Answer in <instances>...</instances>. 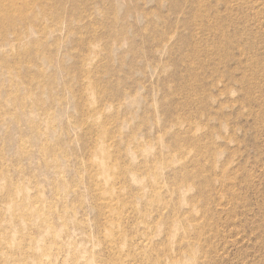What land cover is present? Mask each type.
<instances>
[{
	"label": "rangeland",
	"instance_id": "rangeland-1",
	"mask_svg": "<svg viewBox=\"0 0 264 264\" xmlns=\"http://www.w3.org/2000/svg\"><path fill=\"white\" fill-rule=\"evenodd\" d=\"M65 1L61 0L60 9L63 8V10H64L65 9L64 5H67L65 3H68L70 0H65ZM182 1L179 0V2H182L180 5L186 7L184 9V13L192 21V23H191L192 26L190 25V28H186V27L181 28V29L179 28V32L182 33V34L179 33V35H181V37L179 39V44H181V46H180L181 49L176 47L173 51H171L167 54H164V55L162 54V56H159L160 54L155 52V49H151V47H150L151 41L148 38V35L150 34V35H152L154 42L156 41V39L158 38V35H160L162 32V29H161V22L162 21L155 14H152L150 16L152 22L155 23L157 26L159 24L160 27L158 26L159 27L158 29H161V31L158 30V32H160V33H158L157 29H155V28H152V31H153L152 33L149 31L150 26L149 25L147 26V23H146L148 20H145V18L143 19L142 17H140L139 16L140 11H139V9L136 8L137 6H139L141 4L142 0H122V3L120 5V12L117 13V18H118L117 22H114L112 19L113 13L111 11L108 12V6H107V2L105 0L104 1H101V0H76V2L78 3V8H76V13L78 12V13L84 14V21H83L84 25L81 28L74 31L75 35L73 37H71V39L69 41H65V44H63L64 39H61L60 42L53 43L52 42L53 39L47 38V40H50L47 42V40L45 39L46 38L45 37L46 35H45L43 37L44 40H43V38L41 39L42 40L41 44H43L44 46L43 45L41 46V44L38 45V47L36 46L37 48L36 47L33 48L32 46L29 47L26 45L23 46V47H27V51L30 52V51L34 50L35 53L36 52L39 53L38 55H37V53L35 54L34 51L30 52V53L28 52V54H27V51L26 52H20V51H22V50H20L21 47L20 48L8 47V48H5V49L0 51V55H1L0 58L1 59L3 58L2 61H0V64L3 62L6 64L5 65L3 63L0 66L1 67L0 69H2L1 72L2 71L5 72V70L7 71V69H8L7 72H5V73L2 72L3 74H0V79L3 76V80H4L3 81L1 79V81H0V89H1V91H0V94H1L0 95V103H2L0 105L1 106L0 109L4 110V108H6V107H7V109H10V108L12 109L9 112L7 109H5L6 111H4V112H8L9 114L8 113L5 114L4 112L1 113V110H0V114H1L0 118H1V116L3 117V119L6 117V120L5 119L3 120L2 118H1L2 121L0 120V122H1L0 123V130H1L0 131V155H1L0 156V175H1L0 176L1 177L0 178V188H1L0 189V239H3V241L2 240L0 241L1 242L0 252H2V250H5L6 248H7V250H5V251H8V252L4 251L5 255L4 254L2 255V253H0V264H11V263L12 264H32L28 260L27 255L30 254V250L27 248L28 244H25V243L29 242L28 240H30L31 236L35 235V233L37 234L36 230L38 228L39 229H40V227L43 228L44 227L43 224H46L48 222L50 223L53 220H55L53 222L54 223L56 222L55 223L56 226L53 222H51L50 225L52 226L54 224L53 226L57 227V228H55L57 230H60L63 228L62 235L60 237H58L57 239L56 238L53 240L52 239L48 240V238L46 239V246L42 250L43 256L40 257L41 259L39 258V260H35L34 264H52L54 262L53 260L55 258H56L55 261H57L58 264H79V263L83 264V263H85V259L87 258L88 254H89V256L90 255L94 256L95 261L93 264H159V263L162 264L166 260L169 261L171 258H175V257H178L176 260H178L180 258L178 261V264H185V263L189 264L188 262H183V261H185L184 252L187 251V249L191 250L192 247L194 250L196 249V251H197V252L195 251L194 253H195V257L197 254V259H198L197 263L198 264H200V262H201V264H204V263H206V264H264V0H245V1L244 0L243 1H241V0H197L196 2L194 0L193 3H192V0H185V1L182 0ZM62 2H63V4H62ZM162 2H163L162 7H161L162 10H165L166 8H168L170 6V3H169L170 0H169V2H168V0H166V1L164 0ZM167 3H169V4H167ZM195 3L197 5H195ZM201 3L203 6L201 5ZM241 3H242V5H241ZM103 4H104V6H103ZM193 4L195 5V8H196L195 13H196V10L198 12L196 14L194 13V11L192 9ZM17 5H19V6L21 5L20 1H18ZM61 5H62V8H61ZM93 5H94V7H93ZM151 5L154 6V0H151V2L144 3V5H143V3L141 4V6H144L147 9ZM198 5L200 6V10L202 11V13H201L202 16L204 15V13H205V15L207 13H210L209 18H208V22L213 23V20H214V23L219 28V30H217V31L220 32L222 34V36L218 35L217 33H214L213 30L204 29V26H202V24L199 22L201 15H200V10L197 9V7L199 8ZM226 5H227V7H229V5L233 6V7H231V6L229 7V9L232 10L230 13H227L224 11ZM51 6L53 7L54 5H51V4L48 5L49 10L51 9L50 8ZM69 6H70V4L66 6L67 7L66 9H68ZM99 7L101 9L98 10ZM53 8H55V6ZM53 8H52V10L56 9V8L55 9H53ZM92 8L94 9V11ZM201 8H203V10ZM212 8H215L216 11L218 9L223 10V11L218 10V11H221V15H222L220 17L221 20L218 19L219 21L218 20L215 21V19H217V18L213 19V16L211 15V13L213 11ZM208 9H209V12H207ZM35 10H36V8L34 9L33 12L36 13ZM58 10L59 9H56L55 11L60 12ZM101 11H103L104 14L101 15L100 14ZM50 12H51V10H50ZM92 12L97 13V14H92ZM110 13H112V14H110ZM16 14H18V13H16ZM124 14H127V17L122 18V15H124ZM197 14L200 17L199 16L197 17ZM94 15H95L97 20L95 19ZM105 15H106V17H105ZM101 16H102V18H104V20L101 19ZM107 16H108V20H107ZM186 16H184V17H186ZM15 17H17V16H15ZM15 17H14V19H15L14 21H16L15 25L13 24L14 26L13 25L11 26L10 31L12 30V28L13 29L15 28L18 30L22 28V26H21L22 23L19 22L20 21L19 16L17 17L18 18L17 20ZM222 17H223V19H222ZM152 18H155V19H152ZM94 19L97 22H95ZM100 21H102L103 23ZM109 21H111V23L112 22H114V23L111 24ZM16 23L18 25L21 24L20 25L21 27H18V25ZM77 24L81 25L82 22H78ZM15 26H17V27H15ZM140 26H142V27H140ZM144 26L148 28L147 30L149 32L145 29ZM180 27H182V26H180ZM201 28L203 30H201ZM121 29L124 31L122 33V35H121ZM154 29H155V31H154ZM190 29H192V32H193L192 38H191V34L189 33ZM118 30H119V33H118ZM141 30L146 31L147 34L146 33L145 34L147 36L145 34H143L144 32ZM4 31H6V29L0 31V34L3 35L4 33H6L7 38H9V36H11L9 38V39H11L12 35H9V34H12V33H10L9 30H7L9 32V34H7L8 33L7 31L6 32H4ZM113 31L115 33H117L118 35L120 34L119 37L118 36L115 37ZM134 34H137L139 37L137 35H134ZM124 35H125V37H124ZM144 35H145V37H144ZM120 37H122V38L124 37L125 38L124 41L121 40ZM78 38L80 39V41L78 40ZM176 38H178V36L175 37V39ZM173 39H171L172 40L171 43H173V41L175 40V39L174 40ZM25 40H28V39H25ZM176 40L174 41V43L176 42ZM29 41L30 40H28V42ZM61 42H63V43H61ZM188 42H190V43L188 44ZM227 42H229V43H227ZM23 43H26L28 45V43L26 41ZM45 43H47L48 45H49V43H51V44H50V46H48L47 44L45 45ZM60 43H61V46H60ZM56 44H57V46H54ZM40 47L47 48L48 51L45 48L43 49V51L45 50L48 55L50 54V57L46 54L45 51L43 52L41 50L42 48H40ZM49 47H50V49H49ZM58 47L61 50L60 49L57 50ZM6 50H8V52ZM14 50H16V52ZM39 50L41 52H39ZM53 50L55 53L53 52ZM63 50L65 51L66 54L63 52ZM110 50H112V51H110ZM2 51L4 52L3 54H2ZM60 51L62 52V55H61ZM11 52L13 53V56H14V54L16 55V56H14V59L10 58V57H13L11 55L12 54ZM8 53L10 54V56ZM155 53H157L158 56H156ZM7 54H8V56H7ZM17 54L18 55L20 54L22 56L17 57ZM23 54L26 56H24ZM30 54L32 55V57L30 56ZM56 54H57V56H56ZM58 54L61 56H59ZM41 55L43 57H40V59H39V57L38 58L36 57V56H41ZM44 55L48 59L51 58L52 60H54L55 63L58 60L59 62L58 61L57 62L59 64L56 63L55 67L54 66L49 67L47 65L46 67L48 69L44 68L43 66H45L47 63L46 62L47 59H45ZM152 55H153V57H152ZM29 56L32 59H30ZM5 57H6V59L9 57V60L8 59H7L8 61L6 59L4 60ZM59 57H61V58L63 57L64 60L61 58L59 60ZM20 58H22V59H20ZM35 58H37L39 60H37ZM41 58H43V59H41ZM151 58H153V60ZM10 59H12L14 62L10 61ZM29 59H30V61H29ZM15 60H17V61L15 62ZM40 60H41V63H40ZM5 61H7V62H5ZM42 61H44V62L42 63ZM37 62L39 63L38 65H40V64L43 65V66L42 65L41 66H42V69L43 68L46 69V70H44L45 72H43V70L40 68V66L37 65ZM90 62H92L93 64ZM144 62L146 63V65L149 62L152 63V65L154 63L155 67L156 66L157 67L154 68V71L150 67L147 69V68H145L146 65H145V67H144V65H142V64H145ZM60 63H61V65H60ZM9 64H11V65L8 66ZM16 64H17V66H16ZM25 64L28 65V67L25 66ZM90 64H92V65H90ZM12 65L15 66L14 67L15 69L13 67H11ZM57 65H59L60 68L57 67ZM66 65H68V66L65 68ZM163 65L165 68L163 67ZM190 65H191V67L192 66L193 67L191 68V70H187V66H190ZM2 66L4 67V69L2 68ZM24 66L27 68V70L25 68L26 71L24 70ZM160 66H162V67H160ZM37 67H39L40 69ZM138 67H142V69H146V70H144V71L140 70L141 68H138ZM216 67H217V69H216ZM28 68H29V70H28ZM162 68L166 72V75L167 76L169 75L168 77L166 75L162 74L164 72V71H160V70H162ZM223 68L229 72L231 71L230 73H233V75H234V76H232L233 79H230L231 83L225 82L227 80V78H226L227 73H229V72H226ZM19 69L21 72L19 74L21 75L22 78L18 74ZM38 69L40 71H38ZM52 69L55 70L56 72L55 71L53 72ZM66 69H68V70H66ZM193 69H195L196 71ZM213 69H216V71H220V72H218V73L214 72ZM9 70H11V71L14 70L12 72L15 75L12 76L13 73H11V74L9 73L10 75H8V77L11 81L8 82V84H6V81L9 80L7 78L6 73L10 72ZM15 70H16V72H15ZM35 70H36V72L37 71L38 72L36 73ZM51 70H52L53 74H52ZM87 70H89V71H87ZM90 70H92V71H90ZM28 71L29 72L31 71V72L29 73ZM47 71H49L52 74V76ZM34 72L36 74H39V75L36 76L34 74ZM88 72H91L92 74L88 73ZM223 72H225V73H223ZM31 73L34 74L33 76L35 79L33 78V76L30 75ZM45 73H46V76H45ZM54 73L56 75H54ZM146 73H148V74H146ZM241 73H242L241 77H242L243 81H241L242 79L239 76V75H241ZM40 74H43V76ZM48 74H50V75H48ZM173 74H175L174 77L178 76V74H181V75H179L177 77V81H176V78L172 77ZM16 75H17V77H20V78L17 79V77H14ZM47 75L49 76V78L51 76L52 81L49 78H46L47 81L49 80V83H47L48 85L45 83V84H43L45 86H43L42 83L40 82V80L42 79L41 81H44V77H48ZM38 76L40 77V79L38 78ZM27 77H30V78H27ZM53 77H54V79H52ZM180 77H181V79H180ZM237 78H240V80ZM13 79H17L19 85L16 82V80L14 81ZM21 79H24L25 81L22 80V82H21L20 81ZM53 80L55 83L53 82ZM2 81L5 82L6 85L3 84ZM12 81L14 82V84ZM32 81H36V82L32 83ZM37 81L39 84L37 83ZM47 81H44V82H47ZM1 82H2V84H1ZM27 82H29L30 84H28ZM241 82H243L242 85H240ZM52 83H54V84H52ZM40 84L44 88L42 86H40ZM13 85H14V87H13ZM15 85L16 86L18 85V87H20V88L18 89V87H16ZM36 85H39V86H36ZM46 85H47V87H46ZM237 85H239L240 88L236 87ZM48 86H52V87L48 88ZM6 87H7V89H6ZM10 87H12L13 91L10 90L11 89ZM39 87H41V89ZM36 88H39L40 90H38ZM170 88H171V90H170ZM22 90H24V91H22ZM32 90H33V92H32ZM123 90H125V91H123ZM40 91H41V93H40ZM126 91L128 93L131 92V95L134 94V96L136 94L135 97L137 99L135 98L136 100L134 101V103L132 102L133 104L132 103L130 104V102H129V104L131 106L128 104L127 99H125V101L122 103L120 102V100L123 98L122 97L123 94L125 95ZM17 92L18 93L21 92V93H19L20 95H18ZM22 92H25L24 94H28V95L30 92H31V94L33 93L32 95H34L36 93L35 94L36 97L33 96V98L35 97L34 98L35 101H34V99H31L32 98L31 94L29 95L31 98L29 96L28 97L31 100H33L34 102L31 100H28L29 99L28 97H25V98L20 97V98H24V99H20L18 96H22V94H23ZM5 93L6 94L8 93V94L5 95ZM11 94H12V96H11ZM24 94H23V96H24ZM16 95H18V96H16ZM13 96H16V97H13ZM67 96H68V98H66ZM119 96H121V97H119ZM14 98L16 100H14ZM5 99L8 101V103H12L13 105L15 104V106H10V104H6V105L4 104V106H3V103L7 102ZM9 99H11L12 101L11 100L9 101ZM17 99H19V100H17ZM2 100H4V101H2ZM27 100H28V102H27ZM13 101H15V102L13 103ZM20 101H22V102L24 101L23 105L28 103L27 107H26V105H24L25 109H28L29 103L31 106H32V103H35L36 105L38 103L40 104V105L38 104V107L37 106L35 107L34 104H33V107H31V108H36L35 109L36 115H35V118L32 119L28 123L27 122H21V123L19 122V124L14 123L15 117H13V116H14V113L17 112V109H18V108H16V107H18L16 105V102H17V104H19V103H21ZM109 102H111L113 104L116 103V106H115V104L113 105V104H110ZM118 102H120L121 104ZM118 104H120V105H118ZM217 106L219 107V109H217L218 108ZM31 108H29V109H31ZM221 108H222V110H220ZM14 109H16V112ZM37 109H38V112H37ZM155 109H156L157 114L155 112ZM214 109H217L220 113H223V112L226 113L224 117H220V121H219V117L216 118V119H218V120H216V119H213L208 114L209 111L210 112L215 111ZM12 111H13V114H10V112L12 113ZM99 111H100V113L97 114ZM102 111H104V114ZM221 111H223V112H221ZM59 113H61L62 117L60 116ZM2 114L7 115L9 117V119L11 118L9 115H12V118L10 119L12 121L9 122L10 120L8 121V119H7L8 117L5 115H2ZM95 114H97V115H95ZM54 115H55V117H54ZM99 115H101V116L99 117ZM155 116H157L158 119ZM56 117H58V118H56ZM52 118H54V119H52ZM163 118H165L164 121H163ZM166 118L168 119L169 123L172 120L173 121L176 120L175 122L178 121V123H179L181 121V119H182V121H181L182 123H180V124H183V122H184V126L183 125L181 126L184 129V131H183V129H181L179 127V133H181V131H182V133H184V134L181 133L182 135L180 134L179 135L180 137L178 136V138L176 139V142L178 143V145L176 142L169 144V145L168 144L166 145V141L163 143L164 138H166L165 136L170 134V133L169 134L166 133L167 135H165V133H164L165 130H163L161 128V125L163 126L166 124V126H168L169 123H168V121H166L167 120ZM221 118H223L224 120H222ZM35 119H36V123H35ZM177 119H179V120H177ZM52 120L55 121V123ZM127 120H128V122L130 120L129 125H128ZM138 120L139 121L141 120V121L139 122ZM148 120H149V123L147 122ZM221 120H222V122H221ZM5 121L7 124V125L5 124L6 127L3 126ZM50 121H52V123ZM157 121H158V123H157ZM160 121H161V124H160ZM2 122H4V123L2 124ZM7 122H9V123H7ZM124 122L127 125L124 124ZM154 122L157 124H154ZM10 123H12V124H10ZM195 123L196 124L199 123V124L196 125ZM29 124H31V125H29ZM32 124H33V126H32ZM36 124L39 128L38 130L40 131V132L38 131L39 134L36 131L37 130ZM189 124H191V125H189ZM16 125H20V126H16ZM187 125L189 126V128ZM1 126H3V127H1ZM7 126H8V129H7ZM23 126H25V127H23ZM92 126H94V128ZM151 126H154V128ZM185 126L189 130H187L185 128ZM190 126H191V129H190ZM195 126H197L198 129L202 128V129H200L201 131L200 130L196 131L197 127H195ZM91 127H92V129H91ZM205 127H206V129H203ZM1 128L3 129V131ZM82 128L84 131L82 130ZM208 128H210V129H208ZM5 129H7V131ZM19 129H21V130H19ZM27 129H28V131H27ZM161 129L163 130V132ZM191 130H193V131H191ZM208 131H210V132H208ZM185 132H187V133H185ZM5 133H7V134H5ZM188 133H189V135H188ZM194 133H196L197 135ZM199 133H200V136H199ZM212 133H213V135H212ZM33 134H34V136H33ZM215 134L216 135L219 134L218 135L219 137L216 136ZM158 135L161 137H157ZM162 135L164 138L162 137ZM203 135L207 138H204ZM197 136H199V138ZM190 137H191V139H190ZM41 138L43 139V141ZM156 138L159 140H160V138L162 139V145L159 144V143H161V140L159 142V140H157ZM179 138L181 141L179 140ZM192 138L195 140L192 141ZM208 138H209V141H207ZM189 139H190V141H189ZM201 139H202V142H201ZM68 140L71 142H69ZM185 140L189 141V142L186 143ZM184 141H185V144H187L186 147H185V145H183ZM216 141L218 142V144ZM99 142L102 143L103 147L106 146L104 148H107V150L105 149L106 150L105 153L106 152L108 153V155L106 153L107 158L109 157V160H107L109 162V163L107 162L109 165L108 164L107 165H108V167H110V169L109 168H107V169H109V171H112V172L110 173L106 169V172L107 173L109 172L108 173L109 175L108 174H105V175L106 176L108 175L109 177H111V179L108 177H106V179H105V175H103V177H99L100 176L99 174H101V176H102V173H103L102 168L100 167L101 166L100 164H99L100 166H97L98 164H96L95 162H98V161L93 156L94 151H95L97 145L99 144ZM149 142L152 143V144H150L151 145L150 149L153 150L152 151L153 153L150 151L149 147H148L149 150L147 149L148 152H146L143 149V147H147V145L150 146L148 144ZM214 142H216V143H214ZM43 143H44V145H43ZM46 143H48V145H46ZM153 143H155V144H153ZM197 143L199 146L197 145ZM41 144H42V146H46V148L42 147L44 150L39 148V147H41ZM145 144H147V145H145ZM192 144L194 146L196 145V148ZM10 145H11V147H10ZM36 145L39 146L38 148L40 151H42L43 154H41V152L37 149ZM51 145H54L55 149H53V146H51ZM152 145H154V146L157 145L158 147L156 146L155 148H153L154 146L152 147ZM181 145H182V149H179V148H181ZM208 145H209V147H208ZM47 146H49V147H47ZM161 146H162V149H161ZM167 146H169V147H167ZM178 146H179V148H178ZM188 146H190V147H188ZM211 146H212V148L213 147L214 148L212 149ZM219 146H221L220 149H219ZM198 147H199V150H197ZM47 148H50V149H47ZM61 148L64 149L65 153L61 154V152L63 151V149H61ZM183 148H184V150H183ZM192 148H193V150H192ZM216 148H218L219 150L222 149L223 151L221 152ZM56 149H57V151H55ZM157 149H160L162 151L164 149L166 151L172 150V151H169V153L165 154L167 156L171 152L172 153L170 154L169 157H166L163 154L166 151L162 152V151L157 150ZM189 149H191L192 151ZM200 149H202V150H200ZM211 149L213 152H211ZM24 150L25 151L27 150V151H26V153L24 152V154H23L22 152ZM46 150H50V152H48ZM51 150H54V151H51ZM59 150H60V152H59ZM175 150L179 151V152H176ZM194 150H195L196 154H195ZM215 150H217V152ZM127 151L129 152L128 155H130L133 152L137 155L136 158H134L135 154L130 155V156H133L132 159L134 158L135 162L130 161L132 159L128 158L129 156L126 155L128 153ZM131 151H133V152H131ZM157 151L162 152V155L158 152L159 153V156H158ZM180 151H181V153H180ZM27 152H28V154H27ZM29 152L31 154L30 155L31 157H28V159H27V156H29ZM46 152H48L49 155ZM52 152H53V154L50 155V153H52ZM56 152L58 155L56 154ZM188 152H191V154ZM202 152H204V153H202ZM44 153H46V154H44ZM155 153H157V154H155ZM183 153H185V157H187L188 159H186L184 157ZM186 153H188L190 155H188ZM219 153L220 154L222 153V154L220 155ZM151 154L152 155L154 154V155L152 156ZM176 154H178V157H176L177 156ZM180 154H181V156H179ZM216 154H219V156H217ZM33 155L36 157L34 158ZM55 155H56V157L59 156V157H57V159L59 158V160H56V158L54 157ZM60 155H62V156H60ZM215 155L217 157H219V159ZM67 156L69 157V159ZM149 156H151L152 159L149 158ZM172 156H173L172 159H175V162L177 163V165L171 159ZM182 156H183V159H181ZM192 156H193V158H192ZM52 157L55 159H53ZM61 157H62V159H61L62 162L59 163L58 161H60ZM154 157H155V159H154ZM160 157H161V159L163 158V160H165L164 163L167 162V163H165L166 165L162 162V160H161L162 163L158 164ZM230 157H233V160ZM146 158H149L150 162L153 163V165L151 163H148L152 167L150 165L147 166V162L144 161V159H146ZM213 158H217V159H213ZM229 158L233 162L230 161ZM31 159H34V160L32 161ZM93 159H95V162L93 161ZM141 159H142V161H140ZM170 159L172 160L171 163H170V161H171ZM209 159H211V160H209ZM235 159H236V161H234ZM54 160H56V162ZM127 160H129V162H132V164L134 163L135 165L134 164L132 165ZM147 160L148 159H146V161ZM149 160H148V162H149ZM177 160H179V161H177ZM213 160H215V161L217 160V162H215ZM228 160H229V163H228ZM187 161H189V162H187ZM197 161H199V162H197ZM29 162H31V163L34 162V163L31 164ZM43 162L44 163L48 162L47 164L49 166L46 163H45L46 165H44ZM54 162L56 164H58V163L60 164V165L58 164L60 167L58 165L56 166V167H59L60 169H61L62 165L64 166V167H62V170H64V173H63V171H61V174H59L60 173L58 170L59 168L55 167L56 164L54 165ZM67 162H69V163H67ZM138 162H139V164H138ZM184 162H186V164ZM154 163L156 164L155 166H157V168L154 167ZM159 163H160V161H159ZM197 163H199L201 167L198 166L199 164L197 165ZM230 163H232V165H227ZM42 164H43V166H41ZM124 164H126V165L128 164V166L132 165L134 168V170H133L134 172L136 170L135 167L140 168V169L142 168V170H139V172L138 171L135 172V174L137 176V181L141 182L142 185L140 183L138 184V182H132V181L130 182L129 179H127L128 174L126 175V173L129 170H128L127 166ZM137 164L138 165L142 164V165H140L138 167ZM162 164L164 166H162ZM167 164L170 166V168H169V166L167 167ZM192 164H194L195 166ZM160 165H161V167H160ZM178 165L183 170V171L181 170L179 172L180 174L179 173L176 174L174 172L175 170L177 171L179 169ZM183 165H185V166H183ZM132 166L129 168L131 171L133 169ZM196 166H198V168ZM68 167H69V170H68ZM124 167H126V169L128 170L127 172H126ZM162 167H164V168H162ZM184 167H185V169H184ZM186 167H189V168H186ZM203 167H205V168H203ZM168 168L170 169V171H172L171 173L173 175L170 174V171H168L169 170ZM194 168H195V170H194ZM123 169H124V171H123ZM188 169H190V170H188ZM191 169H193V170L191 171ZM6 170H8V172ZM55 170H56L57 174L55 173ZM100 170L102 173L98 174V172H100ZM185 170H187V171H185ZM201 170H202V172H201ZM221 170H223V171H221ZM161 171H162V173H161ZM184 171L186 172V174ZM5 172L7 174H9V176L11 178L8 175H7V177L4 176L6 174ZM156 172H158V173H156ZM188 172H190V173H188ZM194 172L197 173L198 176ZM160 173L163 174V178H165V175H167L169 173L170 177L172 176V178H169V180L172 179L174 181V179H175V181L171 182V181L167 180V181H165L166 182V184H165L164 180H163V182L160 181L163 179L162 177L160 178V176H162ZM165 173H167V174H165ZM183 173L185 174V176H187L188 182L186 179H180L178 176H175V175L180 176ZM200 173L202 175H200ZM123 174H125L126 176H122ZM152 174L159 177V178L156 177L157 180L160 179V180H158L159 184L156 181L155 176L153 177ZM2 175L5 178V180H6V178H10V180L7 179L8 183H5V182H7V180L6 181L4 180V182H3L2 179H4V178H2ZM58 175H60V176H58ZM138 176H140L141 178ZM188 176H190V179ZM191 177H193L194 179ZM45 178L47 179L46 182H45ZM76 178H80V182H79V179L76 180ZM101 178L105 179V182ZM107 178H108V180H107ZM123 178H124V180H123ZM153 178H154V180H153ZM205 178H206V180H205ZM178 179L180 180L179 182H178ZM1 180H2V183L4 184V186H2ZM58 180H60L61 184H62V185L59 184L60 185V186L58 185L59 187H63V188H67V187L69 188L70 187V190L68 188L65 190H63L62 188H59V189H62V191H60L59 189L57 190L56 188L58 186L56 184H58ZM190 180H191L190 185L191 186L193 185L192 187L189 185ZM124 181H125V183H124ZM153 181H154L153 184H156V183L157 184L153 185L152 184ZM184 181L187 182V183H185L186 185H189L190 193L188 191L187 193L189 195L186 193L187 195L185 194V201L184 200L182 201V196H177L179 194L176 192V190H177L176 187L181 186L182 183L184 184ZM193 181H194V183H193ZM48 182H51L50 183L51 186L49 185ZM167 182H170V183H168L169 185L167 184ZM21 183L25 184L23 186H26V184L28 186V183H29V186H28L29 189H27V191L29 190L28 193H30V194L25 193L27 186L24 188L25 191L23 190V193H24L23 195H25L27 197V199H28V196L30 198V201L29 202L27 201L29 203V206H28V203L27 204L24 203V202H26L27 199H24L26 197L23 196L22 193L16 194V195L13 193V191H15V189L17 187L22 186ZM63 183L66 184L65 187H64ZM76 183H78V184L76 185ZM132 183H135V184H132ZM13 184H15V185H13ZM52 184H53V186L55 185V187H52ZM143 184H145L146 186ZM162 184H163V188L161 187ZM17 185H20V186H17ZM100 185H101V187H100ZM167 185H168V188L170 190H168V188L166 187ZM10 186L11 187L13 186V187L11 188ZM141 186L143 188H141ZM147 186H149V187H147ZM164 186L167 189L166 192H165L166 189L164 188ZM138 187H140L141 189ZM146 187H147L148 192L143 191V189L146 190ZM6 188H11V189H6ZM155 188H157V190L160 189L161 191L158 192ZM139 189L143 192L138 191ZM148 189H151L152 191H150ZM173 189H174V191H173ZM6 190L9 191V192H7V194H6ZM59 191H60V193H59ZM67 191H69V192L71 191V192L69 193ZM135 191H138V192H135ZM149 191L153 192V194L150 193ZM162 191H164V192H162ZM168 191H173L175 193L170 192L171 194H173L171 196ZM146 192L149 193V195L146 194ZM3 193L6 195V197ZM56 193L57 194L59 193L62 197H60L59 194L56 195ZM67 193H68V195H67ZM74 193H76V194H74ZM135 193H137V194H135ZM142 193H144L145 196H148V199H150V200H148L149 203L146 200L147 197H145L144 194H142ZM155 193L156 194L161 193L160 195H163V194L164 195L162 197L159 194L156 195L157 197L159 196L158 199H160V197H161V199L157 201V200H155L157 198L154 195ZM166 193H167V195H166ZM9 194H10L9 198L12 196L15 201L18 198L17 202L20 205L27 206V207L23 206V208H20L17 210V213L14 214V216H15L14 219H16L14 221H13V215L11 217L9 216L10 212L8 211V208H7L8 202H6L7 203L6 205H4L5 202H3L6 198L9 200V198L7 196ZM17 195H20V199H19V196H17ZM36 195H38V196H36ZM40 195L42 197H40ZM135 195H136V197H135ZM140 195H141V197H142V195L144 197L141 199L138 198V197H140ZM22 196H23V198H22ZM33 196H34V198H33ZM63 196H64V199H63ZM86 196H87V198H86ZM151 196H152V198H150ZM165 196L169 197V199L170 198L172 199L173 196L174 197L176 196L178 199L173 197L175 200L174 199H172V200L176 201L177 205L176 204L171 205L170 203H173V201L171 199L165 200L167 198ZM14 197H16V198H14ZM35 197L36 198L38 197L39 200H37ZM65 197H66V200H65ZM180 197H181V199H180ZM3 198H5V199H3ZM55 198L57 199V201L60 199V201L62 203H60V201L56 202ZM88 198H89V201H88ZM153 198H155L154 200L156 201L157 204L154 203ZM142 199L144 201L146 200L145 202H147V204H148V205L145 204L144 205L145 207L142 205L144 202ZM162 199L164 200L163 202L165 204V205L163 204V206H162V201H161ZM21 200L22 201L25 200V201H23V204H22V202H20ZM40 200L42 201V203L40 202ZM103 200H104V202H103ZM177 200L179 201V203ZM85 201L91 202L90 203L91 205H89V203L85 202ZM93 201H94V203H93ZM135 201H137V202H135ZM150 201H153V206L156 205L155 209L152 206L154 210L152 209V207L150 209V205L152 204V202L150 203ZM159 201H160V203H159ZM37 202H38V204L40 202L44 207H46V209L43 208L41 206V204L38 206ZM63 202H65V203L63 204ZM134 202L138 203V204H135ZM56 203H58V205ZM139 203H140V205H139ZM67 204H69V207L71 206L68 209L69 212H67L68 210H65L68 213L67 215H69L70 213L72 214V215H69V217L66 215V213H62V210H63V212H65L64 209L68 208ZM32 205H35L37 207H35V206L32 207ZM136 205H138V207H135ZM141 205L143 206L144 209L142 208ZM40 206L44 209V212H41V214L43 213L42 215H44V213H45V215L42 216L40 214L41 216H39V217H36L35 215H34L35 217L34 216L32 217L33 211H36L37 209H40L43 211V209ZM62 206H63V209L61 208ZM5 207L7 208V210L5 209ZM30 207H31V209H30ZM157 207L158 208L160 207V209H158ZM25 208H26V211H25ZM27 208H28V212H27ZM33 208H35V209H33ZM51 208H52V210H51ZM135 208H138V210H141V211L138 212V210ZM168 208H170V209H168ZM22 209H24V210H22ZM29 209L31 210L30 212H29ZM48 209L53 211L52 212L53 214L52 213L48 214V212H49ZM142 209L145 212L142 211ZM147 209L149 210V212ZM19 210H21L20 215L18 214ZM46 210H48V211H46ZM151 210L154 212H156V210H157V213L153 214L154 216H156V218L152 215L153 212ZM160 210L163 212H164V210L165 211L167 210L166 211L167 213L165 212L164 213L165 215H164V214H162L163 212H161ZM168 210H170V211H168ZM173 210H175V211L173 212ZM176 211H178V212H176ZM46 212H47V214H46ZM75 212H77V213H75ZM140 212H142L143 214H145V213L147 214V213L152 212V213H150L152 217L149 216L150 214H147V216H146V214L143 215ZM21 213L22 214L24 213V214L22 215ZM7 214H9L8 216L12 220L10 218H8ZM51 214L53 215V218H55V219L52 220ZM60 214H62V215H60ZM159 214H162V216L164 215V217L167 220L170 219L171 217L173 219H170L167 221V220H165L164 217L161 218V215H159ZM177 214H180V215L177 216ZM17 215H19L20 218L23 216H24V218H26L27 222L24 223V221H23L22 223L25 226L28 225L26 227L28 228V230H30L29 232L27 231V229L25 232H22L26 227L24 225H22L21 222H19V217ZM58 215H59V217H58ZM169 215H170V217H169ZM45 216L48 217V219ZM65 216H67L69 218V221H71V219L74 220L75 223L68 221L69 224H71V225L67 224V220H68L67 217H66L67 220L66 219L64 220V218H63ZM73 217H74V219H73ZM153 217H154V219H153ZM174 217L175 218L177 217L178 222H180L179 220L182 221V222H180V225H178L179 227H181V223L183 225L182 230H180L181 228L179 229V227H178V229L180 230L181 233L184 234V236L181 233L178 234V236H177L176 233L178 232V229H176L177 231L175 234H176V237L179 238V239L177 238V240H175L176 239V237H174L175 235L173 237L171 236L172 234L170 235V233L173 232V231H171V230H173V228L171 227L173 225L171 223H174L175 220L177 221V219H174ZM179 217H180V219H179ZM7 218L10 219L9 220L10 222L8 221ZM29 218H31V219L38 218V220L35 221V219H33L32 221H29L30 220ZM62 218H63V220H61ZM160 218L163 219V223L165 224L166 227L164 226L163 223L162 224L159 223L161 221V220H159ZM6 219L10 224H6V223H8V222H6ZM44 219H46L48 222L44 223L43 222ZM155 219L157 222L158 221L159 222L157 223L155 221ZM11 222H12V224H11ZM13 222H14V224H13ZM15 222H19L17 225H20V224L22 225V226L20 225L21 226L20 228H18L19 226H16L18 229L21 230V231L19 230L20 233H22V234H19L20 235L19 238L21 237L20 240H22V242L20 240L19 241L21 243H23V245H24V249L21 251L16 250L14 247H12L13 249L8 248L7 246L5 247L6 244L4 245L5 237H6V235H8L10 233L8 228L13 229L12 225H16ZM28 222L30 223V225ZM37 222L40 223L38 226L36 224ZM61 222H62L63 226L60 225ZM155 222H156V224H155ZM168 222H171V223H168ZM5 224L7 225V227L8 226L9 227L7 228ZM58 224H59V226H58ZM74 224H76V225L78 224L79 225V226L77 225L78 228H77V226L75 227ZM34 225H36L38 228ZM67 225L71 226V227H67ZM169 225L171 228L169 227ZM30 226H32V227H30ZM72 226H74V229L76 230L75 232L77 233V235H75V232H74V229H72ZM22 227H23V229H21ZM157 227L161 228V229L158 230ZM6 228H7V230H5ZM68 228L69 229L71 228L70 230L73 231L74 234L71 233V231ZM80 228H82V229L80 230ZM165 228H167V229H165ZM39 229H38V231H39ZM163 231H164V235H162ZM65 232H67V234L70 232L69 236H71V237L69 238ZM32 233H34V234H32ZM3 234H5V236H3ZM71 234H73V237L76 236L77 240H76V238H74V239L76 241H78L77 243L74 239H72ZM63 235L67 236V238H69V239H67L66 237L64 238ZM149 235H150V237H149ZM169 236H170V238H168ZM151 237H153V238H151ZM160 237L162 240L160 239ZM60 238H62L61 241L58 240ZM150 238L153 240H151ZM183 238H185L186 240ZM26 239H27V241L25 242ZM71 239L73 240V242ZM154 239H156L155 242H153ZM159 239H160V241H159ZM169 239H171L172 241ZM57 240L60 243L66 242L65 243L66 246L64 247L65 244H63V245L59 244V242ZM63 240L64 241L66 240V241L64 242ZM67 240H68V242L71 240L72 243L69 244L70 242L68 243ZM147 240H149L150 242L149 241L147 242ZM187 240L191 242L190 245H193L190 248H188L189 243H187L188 242ZM49 241H51L52 243L53 242L56 243L55 246L52 243H49ZM79 241H81V242L83 241L82 242L83 245ZM140 242L142 244H140ZM146 242L149 244V246H152V247L150 248L148 246V244H146L147 245L146 246L145 245ZM168 242H169V244H166ZM184 242H185V244L187 243L185 246H183ZM150 243H151V245H150ZM50 244H52V245H50ZM67 244H69V246ZM72 244H73V246L70 247V245H72ZM75 244H77V246L80 244V245H82V247L84 246L85 248L83 247V249H82L81 246H80V248L74 247ZM175 244L177 245L176 248H175ZM2 245H3L4 249H3ZM56 245H59V246L62 245V246H60V248H59V246H56ZM143 245H145L146 248ZM157 245L159 246V248L162 246V248H161L162 251L159 248L157 249V247H158ZM171 245H172L174 251L178 252V253L175 252L176 255L174 253L170 254L171 252L169 251V249H171V251L174 252ZM155 246H157V247L154 248ZM167 246L170 248L167 249ZM182 246L185 248H183ZM195 246H198V248H194ZM61 247H62V249H61ZM68 247H70L71 250ZM141 247H144V250H143V248L141 249ZM148 247H149V249H148ZM74 248H77V249H75L76 252L73 251ZM78 248H79V251L81 253L78 251ZM152 248H154V250L156 249L155 250L156 253H154V250ZM178 248H179V250H178ZM63 249L64 250L65 249L70 250L69 251L70 256L68 255L69 258L71 257L70 260L68 257L64 258V256H61L64 254ZM146 249H148V250H146ZM13 250H14V252H13ZM66 250H65V252H66ZM83 250L85 253L84 259H83ZM87 250H88V253H87ZM150 250H152V251H150ZM61 251H63V252H61ZM90 251H92V252L94 251L95 254L97 252L98 253L95 255L94 252L93 253L91 252V254H90ZM11 252L13 253V255ZM15 252H16V254H15ZM19 252H21L23 255ZM56 252H58V253H56ZM77 252H79L80 254L79 253L77 254ZM145 252H146V254H145ZM159 252H161V253L159 254ZM18 253L20 255H22L24 258L22 256L20 257V255ZM46 253H47V256L44 255ZM165 253H167V254L165 255ZM186 253L189 254L188 251ZM9 254L11 256H8ZM49 254H51L50 255L51 257L53 256V254H54V256L52 258L48 257ZM58 254H61V255H58ZM150 254H151V256H150ZM152 254L154 256L156 255L157 259L154 258V256ZM157 254L160 255L161 258H159V256ZM81 255H82V257H81ZM6 256H8L7 259H6ZM15 256L16 257L18 256V257L16 258ZM55 256H57V257L59 256V257L57 258ZM181 256H183V257H181ZM62 257L64 259H67V258L68 259L66 261H63L64 259ZM72 257L74 258V260L72 259ZM145 257H148V259ZM19 258H21V259H19ZM22 258L24 259V261ZM50 258H51V260H50ZM182 258H184V259L182 260ZM202 258L203 259L205 258V259L203 260ZM159 259H161L160 262H157V261H159ZM83 260H84V262H83ZM181 260H182V262H181ZM201 260H203V262ZM166 263H168V262L166 261L165 264Z\"/></svg>",
	"mask_w": 264,
	"mask_h": 264
},
{
	"label": "bare ground",
	"instance_id": "bare-ground-1",
	"mask_svg": "<svg viewBox=\"0 0 264 264\" xmlns=\"http://www.w3.org/2000/svg\"><path fill=\"white\" fill-rule=\"evenodd\" d=\"M18 1H20V3H21L20 6L17 5V4H18ZM63 1H65V0H63ZM101 1H104V0H101ZM105 1L107 2L108 12L111 11V12L113 13V17H112L113 21H114V22H117V20H118V18H117V13L120 12V5H121V3H122V0H105ZM162 1H164V0H154V6L151 5V6L147 9V8H145L144 6H141V4L143 3V5H144V3H146V2H151V0H142L141 4H140L139 6L136 7V8L139 9V11H140V12H139V16L142 17L143 19L145 18V20H148L146 23H147V26H148V25L150 26V27H149V31H150L151 33L153 32V31H152V28L157 29V32H158V30L161 31V29H162L161 34L158 35V38L156 39L155 42H154V39H153L152 35H150V34L148 35V38H149V40L151 41V44H150L151 49H155V52H157V53L160 54L159 56H162V54L164 55V54H167V53L173 51L176 47H178V48L181 49V47H180L181 44H179V39H180V37H181V35H179V33H180V32H179V28H180V29H181V28H184V27H186V28H190V25L192 26V24H191L192 21H191V20L185 15V13H184V9H185L186 7L180 5V4L183 2L182 0H181L182 2H179V0H178V1H177V0H170V2H169V0H168V2L170 3V6H169V7L167 6L168 8H166L165 10H162V9H161L162 4H163ZM165 1H166V0H165ZM184 1H185V0H184ZM193 1H194V0H192V3H193ZM196 1H197V0H195V2H196ZM241 1H243V0H241ZM244 1H245V0H244ZM65 2H66V1H65ZM65 2H64V3H65ZM69 2H70V3H69ZM69 2H68V3L70 4V6L68 7V9H66V8H67L66 6L69 5V4H68V3H65V4H67V5H64L65 9L63 10L62 5H61V8H62V9H60V3H61V0H0V29H1L0 31L6 29V31L9 30V32L12 33V34H9V32L7 31V32H8L7 34L12 35V38H11V39H9L11 36H9V38H7L6 33H4V34L2 33L3 35L0 34V36H1V37H0V51L3 50V49H5V48H8V47H18V48L21 47L20 50H22V51H20V52H26V51H27V47H23L24 45L29 46V47L32 46L33 48L36 47V46L38 47V45H40V44L42 43V40H41V39H42L45 35H46V36H45V37H46V38H45L46 40H47V38H51V39H53V40H52L53 43H55V42L57 43V42H60L61 39H64V41L62 40L64 43H63V42H61V43L65 44V41H69V40L71 39V37H73V36L75 35V34H74V31H76L77 29L81 28V27L84 25V22H83V21H84V14H83V13H78V12L76 13V8H78V3L76 2V0H70ZM102 3H103V2H102ZM102 3H101V4H102ZM169 3H167V4H169ZM183 3H184V2H183ZM229 3H230V2H229ZM242 3H243V2H242ZM242 3H241V5H242ZM244 3H245V2H244ZM50 4H51V5H54L56 9H59L58 11H60V12H56V11H55L56 9L53 8L54 6H53V7H52V6L50 7V8H51V9H50L51 12H50L49 7H48V5H50ZM62 4H63V2H62ZM92 4H93V3H92ZM97 4H98V3H97ZM105 4H106V3H105ZM95 5H96V4H95ZM195 5H197V4L195 3ZM195 5H194V4L192 5V9H193L194 13H195V9H196V8H195ZM199 5H200V4H199ZM199 5H198V6H199ZM201 5H202V3H201ZM103 6H104V4H103ZM140 6H141V7H140ZM202 6H203V5H202ZM230 6H231V5H229V7H230ZM93 7H94V5H93ZM97 7H98V6H97ZM229 7H227V5H226L224 11L227 12V13H230L232 10H230ZM231 7H233V6H231ZM35 8H36V10H35L36 13L33 12ZM52 8L55 9V10H52ZM223 8H224V7H223ZM92 9H93V8H92ZM99 9H101V8L99 7L98 10H99ZM197 9L200 10V6H199V8L197 7ZM201 9L203 10V8H201ZM206 9H207V8H206ZM212 9H213V11H212L211 15L213 16V19H214V18H217V19H215V21H217L218 19L221 20V18H220V17L222 16V15H221V11H218V10H222V9H218V8H217V9H218L217 11H216L215 8H212ZM231 9H232V8H231ZM62 10H63V11H62ZM77 10H78V9H77ZM229 10H230V11H229ZM52 11H53V12H52ZM93 11H94V9H93ZM96 11H97V10H96ZM222 11H223V10H222ZM97 12H98V11H97ZM152 12H153V13H152ZM207 12H209V9L207 10ZM207 12H206V13H207ZM255 12H256V11H255ZM16 13H18V14H16ZM112 13H110V14H112ZM196 13H198L197 10H196ZM196 13H195V14H196ZM201 13H202V11L200 10V15H201V17H200L198 14H197V17H198V16L200 17L199 22L202 24V26H204V29L213 30L214 33H217L218 35L222 36V34H221L220 32L217 31V30H219V28H218L217 25L214 23V20H213V23L208 22V18H209V14H210V13H207L206 15H205V13H204L203 16H202ZM80 14H81V15H80ZM92 14H97V13L92 12ZM100 14H101V15L104 14L103 11H101ZM152 14H155V15H156L159 19H161V21L163 22V23L161 22V29H158V28L160 27V25H159L158 23H157V24H158L159 27H158L155 23L152 22V20H151V18H150V16H151ZM257 14H258V13H257ZM11 16H12V17H11ZM15 16H17V17L19 16V20H20L19 22L22 23V25L20 24V25L22 26V28L19 29V30H18V29H15V28H14V29L12 28V30L10 31L11 26H12L13 24L15 25V22H16V21H14V20H15V19H14ZM91 16H92V15H91ZM103 16H104V15H103ZM184 16H186V17H184ZM17 17H15L16 20L18 19ZM94 17H95V15H94ZM94 17H93V18H94ZM105 17H106V15H105ZM125 17H127V14L122 15V18H125ZM225 17H226V16H225ZM225 17H224V18H225ZM227 17H228V16H227ZM138 18H139V17H138ZM149 18H150V19H149ZM254 18H255V17H254ZM95 19H96V17H95ZM95 19H94V20H95ZM101 19L104 20V18H102V16H101ZM110 19H111V18H110ZM110 19H109V20H110ZM112 19H111V20H112ZM139 19H140V18H139ZM152 19H155V18H152ZM204 19H205V20H204ZM222 19H223V17H222ZM225 19H226V18H225ZM96 20H97V19H96ZM96 20H95V22H97ZM107 20H108V16H107ZM196 20H197V19H196ZM219 20H218V21H219ZM105 21H106V20H105ZM78 22H82V24L79 25V24H77ZM98 22H99V21H98ZM100 22H102V21H100ZM109 22L111 23V21H109ZM109 22H108V23H109ZM114 22H112V23H114ZM155 22H156V21H155ZM196 22H197V21H196ZM17 23H18V22H17ZM17 23H16V24H17ZM102 23H103V22H102ZM112 23H111V24H112ZM144 23H145V22H144ZM259 24H260V23H259ZM14 25H13V26H14ZM17 25H18V24H17ZM20 25H18V27H21ZM180 26H182V27H180ZM15 27H17V26H15ZM140 27H142V26H140ZM144 27H145V26H144ZM145 29L147 30L148 28L145 27ZM145 29H144V30H145ZM155 29H154V31H155ZM201 30H203V29L201 28ZM6 31H4V32H6ZM141 31H143V30H141ZM147 31H148V30H147ZM149 31H148V32H149ZM113 32H114V31H113ZM116 32H117V31H116ZM123 32H124V31L121 29V35H122ZM143 32H144L143 34L146 33V31H143ZM118 33H119V30H118ZM140 33H141V32H140ZM158 33H160V32H158ZM189 33L191 34V38H192V37H193L192 29H190V32H189ZM124 34H125V33H124ZM146 34H147V33H146ZM146 34H145V35H146ZM180 34H182V33H180ZM119 35H120V34H119ZM119 35H118L117 33L114 32V36H115V37H117V36L119 37ZM125 35H126V34H125ZM125 35H124V37H125ZM134 35H137V34H134ZM145 35H144V37H145ZM126 36H127V35H126ZM137 36H138V35H137ZM142 36H143V35H142ZM146 36H147V35H146ZM153 36H154V35H153ZM156 36H157V35H156ZM177 36H178V38H176V39H177V40H176L175 37H177ZM124 37H123V38L120 37L121 40L124 41V39H125ZM138 37H139V36H138ZM173 38L176 40L175 43H174L175 40H174ZM191 38H190V39H191ZM25 39H28V40H30V41L28 42V40H25ZM81 39H82V38H81ZM171 39L174 40L173 43H171V41H172ZM24 40L28 43V45H27L26 43H23V42H25ZM43 40H44V38H43ZM46 40H45V41H46ZM78 40L80 41L79 38H78ZM186 40H187V39H186ZM48 41H50V40H47V42H48ZM52 42H51V43H52ZM22 43H23V44H22ZM51 43H49V45H48L47 43H45V45L47 44L48 46H50ZM53 43H52V44H53ZM61 43H60V46H61ZM189 43H190V42H188V44H189ZM227 43H229V42H227ZM42 45H43V44H41V46H42ZM43 46H44V45H43ZM52 46H53V45H52ZM54 46H57V44L54 45ZM54 46H53V47H54ZM58 46H59V45H58ZM60 46H59V47H60ZM182 46H183V45H182ZM37 47H36V48H37ZM46 47H47V46H46ZM59 47L57 48V50L61 48V47H60V48H59ZM64 47H65V46H64ZM184 47H185V46H184ZM40 48H42L41 50L43 51V49H44L45 47H40ZM54 48H55V47H54ZM29 49H30V48H29ZM45 49H47V48H45ZM49 49H50V47H49ZM108 49H109V48H108ZM18 50H19V49H18ZM57 50H56V51H57ZM60 50H61V49H60ZM6 51L8 52V50H6ZM12 51H13V50H12ZM14 51L16 52V50H14ZM33 51H34V50H33ZM33 51H30V52H33ZM44 51H45V50H44ZM44 51H43V52H44ZM47 51H48V49H47ZM94 51H95V50H94ZM94 51H93V52H94ZM110 51H112V50H110ZM28 52H29V51H27V54H28ZM30 52H29V53H30ZM39 52H41V51L39 50ZM45 52H46V51H45ZM53 52H54V50H53ZM60 52H61V51H60ZM63 52L65 53L64 50H63ZM93 52H92V53H93ZM3 53H4V52L2 51V54H3ZM9 53H10V52H9ZM9 53H8V54H9ZM11 53H12V52H11ZM34 53H35V51H34ZM36 53H37V52H36ZM36 53H35V54H36ZM49 53H50V52H49ZM54 53H55V52H54ZM56 53H57V52H56ZM157 53H155L156 56H158ZM212 53H213V52H212ZM8 54H7V56H8ZM20 54H21V53H20ZM20 54H19V55L17 54V57H18V56H22V55H20ZM38 54H39V53H37V55H38ZM42 54H43V53H42ZM46 54H47V52H46ZM52 54H53V53H52ZM65 54H66V53H65ZM110 54H111V53H110ZM114 54H115V53H114ZM11 55L13 56V53H12ZM23 55H24V54H23ZM47 55H48V54H47ZM58 55H59V54H58ZM61 55H62V52H61ZM61 55H59V56H61ZM5 56H6V55H5ZM7 56H6V57H7ZM9 56H10V54H9ZM14 56H16V55L14 54ZM14 56H13V57H10V58H13V59H14ZM24 56H26V55H24ZM30 56L32 57L31 54H30ZM30 56H29V57H30ZM48 56L50 57V54H49ZM53 56H54V55H53ZM56 56H57V54H56ZM0 57H1V55H0ZM3 57H4V56H3ZM6 57L4 58V60L6 59ZM31 57H30V59H32ZM36 57H37V58L39 57V59H40V57H43V56L41 55V56H36ZM44 57H45V55H44ZM66 57H67V56H66ZM152 57H153V55H152ZM37 58H35V59H37ZM60 58H61V57H59V60H60ZM154 58H155V57H154ZM181 58H182V57H181ZM0 59H1V58H0ZM2 59H3V58H2ZM2 59H1L0 61H2ZM7 59L9 60V57H8ZM7 59H6V60H7ZM20 59H22V58H20ZM20 59H19V60H20ZM30 59H29V61H30ZM39 59H37V60H39ZM41 59H43V58H41ZM45 59H47V61H46L47 63H46L45 66H43L42 64L38 65L39 63L37 62V65L40 66L41 69H42V66H43L44 68H47V67H46L47 65H48L49 67H51V66H54V67H55L56 63L59 64V63H58V62H59L58 60H57L58 62L56 61V63H55V61L52 60L51 58L48 59L47 57H45ZM45 59H44V60H45ZM57 59H58V58H57ZM61 59L64 60L63 57H62ZM66 59H67V58H66ZM66 59H65V60H66ZM87 59H88V58H87ZM89 59H90V58H89ZM151 59L153 60V58H151ZM4 60H3V61H4ZM8 60H7V61H8ZM17 60H18V59H17ZM17 60H15V62H16ZM55 60H56V59H55ZM7 61H5V62H7ZM10 61H13V60L10 59ZM22 61H23V60H22ZM88 61H89V60H88ZM90 61H91V60H90ZM13 62H14V61H13ZM20 62H21V61H20ZM43 62H44V61H42V63H43ZM61 62H62V61H61ZM150 62H151V61H150ZM150 62H149L147 65H146V63L144 62L145 64H142V65H144V67H145V65H146L145 68L148 69V68L150 67V68H152L153 71H154V68H156L157 66L155 67V64L153 63V65H152V63H150ZM152 62H153V61H152ZM3 63H4V62H3ZM3 63H1L0 66H1ZM8 63H9V62H8ZM10 63H11V62H10ZM17 63H18V62H17ZM40 63H41V60H40ZM90 63H92V62H90ZM4 64H5V63H4ZM63 64H64V63H63ZM63 64H62V65H63ZM92 64H93V63H92ZM92 64H90V65H92ZM5 65H6V64H5ZM5 65H4V66H5ZM10 65H11V64H9L8 66H10ZM13 65H14V64H13ZM13 65H12L11 67L14 68L15 66H13ZM37 65H36V66H37ZM41 65H42V66H41ZM60 65H61V63H60ZM82 65H83V64H82ZM88 65H89V64H88ZM16 66H17V64H16ZM25 66L28 67V65H26V64H25ZM25 66H24V70H25V68H26ZM63 66H64V65H63ZM67 66H68V65H66L65 68H66ZM83 66H84V65H83ZM94 66H95V65H94ZM217 66H218V65H217ZM18 67H19V66H18ZM29 67H30V66H29ZM57 67L60 68L59 65H57ZM144 67H143V68H144ZM160 67H162V66H160ZM163 67H164V65H163ZM192 67H193V66H192ZM192 67H191V65H190V66H187V70H191ZM0 68H1V67H0ZM2 68L4 69L3 66H2ZM7 68H8V67H7ZM7 68H6V69H7ZM37 68H39V67H37ZM40 68H39V69H40ZM44 68L42 69L43 72H45L44 70H46V69H44ZM68 68H69V67H68ZM138 68H141L140 70H143V71L146 70V69H142V67H138ZM164 68H165V67H164ZM219 68H220V67H219ZM228 68H229V67H228ZM9 69H10V68H9ZM14 69H15V68H14ZM39 69H38V71H40ZM47 69H48V68H47ZM62 69H63V68H62ZM88 69H89V68H88ZM93 69H94V68H93ZM216 69H217V67H216ZM216 69H213V71H214V72H217V73L220 72V71H216ZM220 69H221V68H220ZM220 69H219V70H220ZM223 69H224V68H223ZM1 70H2V69H0V72H1ZM16 70H17V69H16ZM16 70H15V72H16ZM26 70H27V68H26ZM26 70H25V71H26ZM28 70H29V68H28ZM42 70H41V71H42ZM52 70H53V69H52ZM52 70H51V72H52ZM57 70H58V69H57ZM59 70H60V69H59ZM66 70H68V69H66ZM149 70H150V69H149ZM193 70H195V69H193ZM224 70H225V69H224ZM7 71H8V69H7ZM7 71L5 70V72H7ZM9 71H10V72L6 73L8 79H9L8 75H10L11 73H13L12 71H14V70H12V71L9 70ZM38 71H37V72H38ZM54 71H55V70H53V72H54ZM63 71H64V70H63ZM87 71H89V70H87ZM90 71H92V70H90ZM143 71H142V72H143ZM155 71H156V70H155ZM160 71H164L163 68H162V70H160ZM195 71H196V70H195ZM225 71H226V72H229V71H227V70H225ZM2 72H3V71H2ZM2 72H1L0 74L5 73V72H3V73H2ZM23 72H24V71H23ZM28 72H29V71H28ZM30 72H31V71H30ZM30 72H29V73H30ZM35 72H36V70H35ZM35 72H34V74H35L36 76L39 75V74H36L37 72H36V73H35ZM43 72H42V73H43ZM47 72L50 73L49 71H47ZM53 72H52V74H53ZM55 72H56V71H55ZM57 72H58V71H57ZM145 72H146V71H145ZM145 72H144V73H145ZM192 72H193V71H192ZM230 72H231V71H230ZM230 72L227 73V76H226L227 80H226L225 82H227V83H231V80H230V79H233L232 76H234L233 73H230ZM9 73H10V74H9ZM19 73H21V72H20V69H19L18 74H19ZM32 73H33V72H32ZM32 73L30 74L31 76L34 75V74H32ZM88 73H91V72H88ZM160 73H161V72H160ZM164 73H165V74H164ZM194 73H195V72H194ZM223 73H225V72H223ZM6 74H5V75H6ZM18 74H17V75H18ZM50 74H51V73H50ZM50 74H48V75H50ZM52 74H51V76H52ZM60 74H61V73H60ZM91 74H92V73H91ZM146 74H148V73H146ZM162 74H163V75H166V72L164 71ZM162 74H161V75H162ZM168 74H169V73H168ZM176 74H177V73H176ZM13 75H15V74L13 73L12 76H13ZM17 75L14 76V77H17ZM19 75H20V74H19ZM40 75L43 76V74H40ZM48 75H47V76H48ZM54 75H56V74L54 73ZM179 75H181V74H178V76H179ZM42 76H41V77H42ZM45 76H46V73H45ZM51 76H50V78H49V76H48V77H44V81H47L46 78H49V79L51 80ZM59 76H60V75H59ZM166 76H167V75H166ZM168 76H169V75H168ZM168 76H167V77H168ZM171 76H172V75H171ZM174 76H175V74H173L172 77H173V78H176V81H177V77H178V76H176V77H174ZM239 76L241 77V76H242V73H241V75H239ZM14 77H13V78H14ZM20 77H21V75H20ZM20 77H17V79L20 78ZM235 77H236V76H235ZM21 78H22V77H21ZM27 78H30V77H27ZM33 78H34V76H33ZM33 78H32V79H33ZM38 78L40 79L39 76H38ZM38 78H37V79H38ZM42 78H43V77H42ZM1 79L3 80V76H2ZM1 79H0V81H1ZM4 79H5V78H4ZM17 79H13V80H14V81L16 80V82L18 83ZM34 79H35V78H34ZM34 79H33V80H34ZM45 79H46V80H45ZM52 79H54V77H53ZM178 79H179V78H178ZM180 79H181V77H180ZM237 79L240 80V78H237ZM241 79H242V77H241ZM22 80H24V79H21L20 81L22 82ZM26 80H27V79H26ZM41 80H42V79H41ZM41 80H40V82L42 83V85L45 84V83H46V84L49 83V80H48L47 82H44V81H41ZM93 80H94V79H93ZM3 81H4V80H3ZM3 81H2V82H3ZM5 81H6V80H5ZM10 81H11L10 79L7 80V81H6V84H8V82H10ZM20 81H19V82H20ZM24 81H25V80H24ZM27 81H28V80H27ZM30 81H31V80H30ZM30 81H29V82H30ZM51 81H52V80H51ZM51 81H50V82H51ZM94 81H95V80H94ZM241 81H243V79H242ZM2 82H1V84H2ZM12 82H13V81H12ZM16 82H15V83H16ZM29 82H27V83L30 84ZM34 82H36V81H32V83H34ZM53 82H54V80H53ZM236 82H237V81H236ZM17 83H16V84H17ZM37 83H38V81H37ZM54 83H55V82H54ZM54 83H52V84H54ZM92 83H93V82H92ZM232 83H233V82H232ZM3 84H5V82H3ZM6 84H5V85H6ZM11 84H12V83H11ZM13 84H14V82H13ZM38 84H39V83H38ZM52 84H51V85H52ZM242 84H243V82H241L240 85H242ZM18 85H19V83H18ZM18 85H17V86L15 85V86L18 87ZM20 85H21V84H20ZM42 85L40 84V86H42ZM47 85H48V84H47ZM47 85H46V87H47ZM178 85H179V84H178ZM178 85H177V86H178ZM3 86H4V85H3ZM3 86H2V87H3ZM36 86H39V85H36ZM43 86H45V85H43ZM43 86H42V87H43ZM53 86H54V85H53ZM69 86H70V85H69ZM13 87H14V85H13ZM49 87L51 88L52 86H48V88H49ZM67 87H68V86H67ZM236 87H239V88H240L239 85H237ZM10 88H11V89H10ZM10 88H9V89L12 90V87H10ZM19 88H20V87H18V89H19ZM39 88L41 89V87H39ZM39 88H36V89L40 90ZM43 88H44V87H43ZM43 88H42V89H43ZM6 89H7V87H6ZM16 89H17V88H16ZM129 90H130V89H129ZM129 90H128V91H129ZM170 90H171V88H170ZM0 91H1V89H0ZM4 91H5V90H4ZM8 91H9V90H8ZM12 91H13V90H12ZM22 91H24V90H22ZM44 91H45V90H44ZM44 91H43V92H44ZM47 91H48V90H47ZM123 91H125V90H123ZM32 92H33V90H32ZM126 92H127V91H126ZM126 92H125V95L123 94V96H122L124 99L122 98V99H123V100L121 99L122 101L119 99L120 102L122 103V102L125 101V99H127L128 104H129V102H130V104H131L132 102L134 103V101L137 99V98L135 97L136 94H135V96H134V94L131 95V92H130V93H128V92L126 93ZM12 93H13V92H12ZM15 93H16V92H15ZM17 93H18V92H17ZM19 93H21V92H19ZM19 93H18V95H20ZM22 93L24 94L25 92H22ZM34 93H35V92H34ZM40 93H41V91H40ZM121 93H122V92H121ZM123 93H124V92H123ZM7 94H8V93H7ZM7 94L5 93V95H7ZM23 94H22V96H18V95H16V96H18L19 98H20V97H24V98H25V97H28V96L31 94V92L29 93V95H28V94H24V96H23ZM32 94H33V93H32ZM32 94H31L32 98H31L30 96H29V97H30L31 99H34V98L36 97V96H35L36 93H35L34 95H32ZM0 95H1V94H0ZM2 95H3V94H2ZM25 95H26V96H25ZM11 96H12V94H11ZM16 96H13V97H16ZM33 96H35V97L33 98ZM29 97H28V98H29ZM92 97H93V96H92ZM119 97H121V96H119ZM24 98H20V99H24ZM28 98H27V99H28ZM30 98H29L28 100H31ZM66 98H68V96H67ZM135 98H136V99H135ZM6 99H7V98H6ZM6 99H5V100H6ZM11 99H12V98H11ZM11 99H9V101H10ZM12 100H13V99H12ZM12 100H11V101H12ZM14 100H16V99L14 98ZM17 100H19V99H17ZM25 100H26V99H25ZM28 100H27V102H28ZM36 100H37V99H36ZM2 101H4V100H2ZM6 101H7V100H6ZM31 101H33V100H31ZM31 101H30V102H31ZM34 101H35V99H34ZM34 101H33V102H34ZM14 102H15V101H13V103H14ZM20 102H21V103H19V104H17V102H16V105L18 106V107H16V108H18V109H17V112H16V109H14L15 112H16V113H14V116H13V117H15V122H14V123H16V124H19V122H20V123H21V122H27V123H28V122H30L32 119H34V118H35V115H36V110H35L36 108H31V107H33V104L35 105V107H36V106L38 107V104H39V103L36 105L35 103H32V102H31V103H32V106H31L30 103H29L28 109H25V108H24V105H26V107H27L28 103L23 105V102H24V101H23V102L20 101ZM25 102H26V101H25ZM120 102H118V103H120ZM36 103H37V102H36ZM109 103H110V104H113V103H111V102H109ZM121 103H120V104H121ZM133 103H132V104H133ZM1 104H2V103H0V105H1ZM4 104H5V105H6V104H10V106H15V104L13 105L12 103H8V101H7L6 103L4 102V103H3V106H4ZM11 104H12V105H11ZM114 104H115V106H116V103H114ZM114 104H113V105H114ZM120 104H118V105H120ZM125 104H126V103H125ZM130 104H129V105H130ZM39 105H40V104H39ZM118 105H117V106H118ZM217 105H218V104H217ZM220 105H221V104H220ZM3 106H2V107H3ZM10 106H9V107H10ZM130 106H131V105H130ZM218 106H219V105H218ZM218 106H217V107H218ZM0 107H1V106H0ZM9 107H8V108H9ZM113 107H114V106H113ZM3 108H4V107H3ZM13 108H14V107H13ZM29 108H31V109H29ZM105 108H106V107H105ZM114 108H115V107H114ZM211 108H212V107H211ZM211 108H210V109H211ZM222 108H223V107H222ZM222 108H221L220 110H222ZM5 109H7V107L4 108V110H3V109H0V110H1V113H3L4 111H6ZM217 109H219V107H218ZM217 109H214L215 111H213V112H210V111H209L208 114H209L213 119H216V118L219 117V121H220V117H224L226 113H224L223 111H221V112H223V113H220ZM7 110H8V112H9V111L12 110V109L10 108V109H7ZM39 110H40V109H39ZM126 110H127V109H126ZM127 111H128V110H127ZM8 112H4V113L6 114V113H8ZM37 112H38V109H37ZM63 112H64V111H63ZM102 112H103V114H104V111H102ZM102 112H101V113H102ZM128 112H129V111H128ZM155 112H156V109H155ZM99 113H100V111H99L97 114H99ZM5 114H2V115H5ZM8 114H9V113H8ZM10 114H13V111H12V113L10 112ZM38 114H39V113H38ZM59 114H60V116L62 117L61 113H59ZM97 114H95V115H97ZM156 114H157V112H156ZM0 115H1V114H0ZM57 115H58V114H57ZM5 116H7V115H5ZM9 116L12 118V115H9ZM37 116H38V115H37ZM100 116H101V115H99V117H100ZM7 117H8V116H7ZM54 117H55V115H54ZM92 117H93V116H92ZM92 117H91V118H92ZM96 117H97V116H96ZM133 117H134V116H133ZM155 117L157 118V116H155ZM1 118L3 119L2 116H1ZM1 118H0V120H1ZM11 118H10V119H11ZM36 118H37V117H36ZM56 118H58V117H56ZM93 118H94V117H93ZM126 118H127V117H126ZM138 118H139V117H138ZM161 118H162V117H161ZM4 119L6 120V117H5ZM4 119H3V120H4ZM7 119H8V121L10 120L9 117H8ZM52 119H54V118H52ZM60 119H61V118H60ZM154 119H155V118H154ZM157 119H158V118H157ZM157 119H156V120H157ZM166 119H167V118H166ZM221 119L224 120L223 118H221ZM88 120H89V119H88ZM125 120H126V119H125ZM152 120H153V119H152ZM156 120H155V121H156ZM164 120H165V118H163V121H164ZM177 120H179V119H177ZM216 120H218V119H216ZM222 120H221V122H222ZM1 121H2V120H1ZM11 121H12V120H10L9 122H11ZM52 121H53V120H52ZM52 121H50V122L52 123ZM138 121H139V120H138ZM140 121H141V120H140ZM140 121H139V122H140ZM143 121H144V120H143ZM145 121H146V120H145ZM153 121H154V120H153ZM153 121H152V122H153ZM166 121H168V119H167ZM166 121H165V122H166ZM175 121H176V120H175ZM175 121L172 120V121L170 122L171 124H170L169 121H168V123H169L168 126H166V124L163 125V126L161 125V128H162L163 130H165V131H164L165 135H167V134L170 133L169 135H167L168 137L164 135L166 138H164L163 135H162V137L164 138L163 143L166 141V145H167V144L169 145V144L175 143V142H176V139L178 138V136L182 133V131H181V133H179V127H180L181 129H183L181 126H182V125L184 126V122H183V124H180V123H182V122H181L182 119H181V121H180L179 123H178V121H177V122H175ZM9 122H7V123H9ZM53 122L55 123V121H53ZM127 122H128V120H127ZM147 122L149 123V120H148ZM0 123H1V122H0ZM3 123H4V122H2V124H3ZM35 123H36V119H35ZM54 123H53V124H54ZM129 123H130V120H129V122H128V125H129ZM141 123H142V122H141ZM157 123H158V121H157ZM157 123L154 122V124H157ZM162 123H163V122H162ZM5 124H6V121H5L4 125H3V126L6 127L7 124H6V125H5ZM10 124H12V123H10ZM25 124H26V123H25ZM53 124H52V125H53ZM122 124H123V123H122ZM124 124H126V123L124 122ZM145 124H146V123H145ZM150 124H151V123H150ZM154 124H153V125H154ZM160 124H161V121H160ZM179 124H180V125H179ZM192 124H193V123H192ZM195 124H196V123H195ZM195 124H194V125H195ZM198 124H199V123H197L196 125H198ZM29 125H31V124H29ZM126 125H127V124H126ZM142 125H143V124H142ZM151 125H152V124H151ZM189 125H191V124H189ZM3 126H1V127H3ZM9 126H10V125H9ZM16 126H20V125H16ZM32 126H33V124H32ZM34 126H35V125H34ZM36 126H37V124H36ZM100 126H101V125H100ZM187 126H188V125H187ZM11 127H12V126H11ZM23 127H25V126H23ZM48 127H49V126H48ZM92 127L94 128V126H92ZM92 127H91V129H92ZM151 127L154 128V126H151ZM158 127H159V126H158ZM195 127H197V126H195ZM195 127H194V128H195ZM18 128H19V127H18ZM32 128H33V127H32ZM87 128H88V127H87ZM156 128H157V127H156ZM159 128H160V127H159ZM185 128H186V126H185ZM188 128H189V126H188ZM188 128H186V129L189 130ZM1 129H2V128H1ZM7 129H8V126H7ZM7 129H5V130L7 131ZM36 129H37L36 131H37V133H38V131H39V130H38V129H39L38 126H37ZM51 129H52V128H51ZM151 129H152V128H151ZM151 129H150V130H151ZM162 129H161V130H162ZM181 129H180V130H181ZM190 129H191V126H190ZM195 129H196V128H195ZM197 129H198V127H197ZM197 129H196V131H199V130L202 129V128H199L198 130H197ZM203 129H206V127L203 128ZM208 129H210V128H208ZM208 129H207V130H208ZM9 130H10V129H9ZM11 130H12V129H11ZM19 130H21V129H19ZM82 130H83V128H82ZM148 130H149V129H148ZM163 130H162V132H163ZM0 131H1V130H0ZM2 131H3V129H2ZM27 131H28V129H27ZM83 131H84V130H83ZM157 131H158V130H157ZM183 131H184V129H183ZM191 131H193V130H191ZM200 131H201V130H200ZM20 132H21V131H20ZM39 132H40V131H39ZM148 132H149V131H148ZM160 132H161V131H160ZM194 132H195V131H194ZM208 132H210V131H208ZM2 133H3V132H2ZM15 133H16V132H15ZM166 133H167V134H166ZM185 133H187V132H185ZM189 133H190V132H189ZM189 133H188V135H189ZM192 133H193V132H192ZM205 133H206V132H205ZM5 134H7V133H5ZM38 134H39V133H38ZM155 134H156V133H155ZM161 134H162V133H161ZM182 134H184V133H182ZM182 134H181V135H182ZM190 134H191V133H190ZM194 134H196V133H194ZM209 134H210V133H209ZM35 135H36V134H35ZM40 135H41V134H40ZM153 135H154V134H153ZM196 135H197V134H196ZM204 135H205V134H204ZM204 135H203V137H204V138H207V137H205L206 135H205V136H204ZM212 135H213V133H212ZM215 135H216V134H215ZM218 135H219V134H218ZM218 135H216V136H218ZM33 136H34V134H33ZM186 136H187V135H186ZM199 136H200V133H199ZM199 136H197V137L199 138ZM101 137H102V136H101ZM157 137H161V136L158 135ZM179 137H180V136H179ZM208 137H209V136H208ZM218 137H219V136H218ZM218 137H217V138H218ZM2 138H3V137H2ZM2 138H1V139H2ZM102 138H103V137H102ZM154 138H155V137H154ZM184 138H185V137H184ZM7 139H8V138H7ZM37 139H38V138H37ZM41 139H42V138H41ZM156 139H157V138H156ZM165 139H166V140H165ZM167 139H168V140H167ZM187 139H188V138H187ZM187 139H186V140H187ZM190 139H191V137H190ZM190 139H189V141H190ZM20 140H21V139H20ZM34 140H35V139H34ZM39 140H40V139H39ZM154 140H155V139H154ZM157 140H159V139H157ZM160 140H161V143H159V144L162 145V139L160 138ZM160 140H159V142H160ZM179 140H180V138H179ZM186 140H185V141H186ZM194 140H195V139L192 138V141H194ZM199 140H200V139H199ZM2 141H3V140H2ZM8 141H9V140H8ZM42 141H43V139H42ZM68 141H69V140H68ZM95 141H96V140H95ZM180 141H181V140H180ZM185 141H184L183 145H185V147H186L187 144H185ZM189 141H186V143H188ZM207 141H209V138H208ZM212 141H213V140H212ZM3 142H4V141H3ZM40 142H41V141H40ZM40 142H39V143H40ZM69 142H71V141H69ZM101 142H102V141H101ZM151 142H152V141H151ZM182 142H183V141H182ZM196 142H197V141H196ZM196 142H195V143H196ZM201 142H202V139H201ZM205 142H206V141H205ZM216 142H217V141H216ZM216 142H214V143H216ZM5 143H6V142H5ZM102 143H103V142H102ZM102 143H100V142H99V144L97 143L98 145H97V147H96V149H95V151H94V154H93V156L97 159V161H98L99 163H98V162H95V159H93V161H94L96 164H98L97 166H100V165H101L100 167L102 168V172H103V173H102L101 170H100V172H98V174H99V173H102V176H101V174H99V175H100V176L98 175L99 177H103V175L108 174L109 172H110V173L112 172V171H109L110 167H108V165H109V164H108L109 162L107 161V160H109V157L107 158L108 153L106 152L107 155H106V153H105V151L107 150V148H104V147H106V146L103 147ZM137 143H138V142H137ZM146 143H147V142H146ZM176 143H177V142H176ZM190 143H191V142H190ZM195 143H194V144H195ZM208 143H209V142H208ZM208 143H207V144H208ZM210 143H211V142H210ZM9 144H10V143H9ZM49 144H50V143H49ZM148 144L150 145V144H152V143L149 142ZM153 144H155V143H153ZM180 144H181V143H180ZM202 144H203V143H202ZM217 144H218V142H217ZM43 145H44V143H43ZM46 145H48V143H46ZM130 145H131V144H130ZM145 145H147V144H145ZM157 145H158V144H157ZM157 145H156V146H157ZM164 145H165V144H164ZM175 145H176V144H175ZM177 145H178V143H177ZM192 145H193V144H192ZM197 145H198V143H197ZM36 146H37V149H38V150H39V148H40V149H43L42 147L46 148V146H42V144H41V147H39L38 145H36ZM36 146H35V147H36ZM51 146H53V149H55L54 145H51ZM51 146H50V147H51ZM107 146H108V145H107ZM153 146H154V145H152V147H153ZM156 146H154L153 148H155ZM190 146H191V145H190ZM190 146H188V147H190ZM193 146H194V145H193ZM193 146H192V147H193ZM198 146H199V145H198ZM204 146H205V145H204ZM10 147H11V145H10ZM10 147H9V148H10ZM38 147H39V148H38ZM47 147H49V146H47ZM130 147H131V146H130ZM148 147H149V149H150V148H151V145H150V146L147 145V147H143V149H144L146 152H148V151H147ZM157 147H158V146H157ZM167 147H169V146H167ZM170 147H171V146H170ZM173 147H174V146H173ZM183 147H184V146H183ZM194 147L196 148V145H195ZM194 147H193V148H194ZM200 147H201V146H200ZM208 147H209V145H208ZM137 148H138V147H137ZM145 148H146V149H145ZM159 148H160V147H159ZM176 148H177V147H176ZM178 148H179V146H178ZM193 148H192V150H193ZM201 148H202V147H201ZM204 148H205V147H204ZM211 148H212V146H211ZM213 148H214V147H213ZM213 148H212V149H213ZM220 148H221V146H219V149H220ZM47 149H50V148H47ZM61 149H63V148H61ZM105 149H106V150H105ZM143 149H142V150H143ZM149 149H148V150H149ZM161 149H162V146H161ZM165 149H166V148H165ZM165 149H164L163 151L160 150V149H157V150H160V151H162V152H165V151H166ZM167 149H168V148H167ZM174 149H175V148H174ZM174 149H173V150H174ZM179 149H182V145H181V148H179ZM208 149H209V148H208ZM212 149H211V152H213ZM216 149H218V148H216ZM219 149H218V150H219ZM27 150H28V149H27ZM27 150H26V151H27ZM43 150H44V149H43ZM125 150H126V149H125ZM137 150H138V149H137ZM183 150H184V148H183ZM183 150H182V151H183ZM189 150H191V149H189ZM192 150H191V151H192ZM197 150H199V147H198ZM197 150H196V151H197ZM200 150H202V149H200ZM26 151L24 150L22 153L24 154V152L26 153ZM39 151H40V150H39ZM46 151L50 152V150H46ZM51 151H54V150H51ZM55 151H57V149H56ZM128 151H129V150H128ZM128 151H127V152H128ZM135 151H136V150H135ZM150 151L152 152L153 150L150 149ZM150 151H149V152H150ZM160 151H157V153L159 152V153L162 155V152H160ZM169 151H172V150H169ZM169 151H166V152L163 153V154L165 155L166 153H169ZM175 151H176V150H175ZM207 151H208V150H207ZM215 151L217 152V150H215ZM219 151L222 152L223 150L221 149V150H219ZM40 152H41V154H43L42 151H40ZM44 152H45V151H44ZM48 152H46V153L48 154ZM59 152H60V150H59ZM59 152H58V153H59ZM131 152H133V151H131ZM143 152H144V151H143ZM154 152H155V151H154ZM176 152H179V151H176ZM176 152H175V153H176ZM183 152H184V151H183ZM194 152H195V150H194ZM197 152H198V151H197ZM216 152H215V153H216ZM31 153H32V152H31ZM46 153H44V154H46ZM54 153H55V152H54ZM62 153H65V152H64V149H63V151L61 152V154H62ZM91 153H92V152H91ZM152 153H153V152H152ZM157 153H155V154H157ZM159 153H158V156H159ZM171 153H172V152H171ZM171 153H170V154H171ZM180 153H181V151H180ZM188 153L191 154V152H188ZM188 153H186V154H188ZM202 153H204V152H202ZM215 153H214V154H215ZM238 153H239V152H238ZM5 154H6V153H5ZM23 154H22V155H23ZM27 154H28V152H27ZM52 154H53V152L50 153V155H52ZM56 154H57V152H56ZM128 154H129V152L126 154L127 156H129L128 158H131V159H132L133 156H130V155H133V154H135V153L133 152V153H131L130 155H128ZM149 154H150V153H149ZM170 154H169L168 156H167V155H165V156H166V157H169ZM173 154H174V153H173ZM183 154H184V157H185V153H183ZM190 154H188V155H190ZM195 154H196V152H195ZM214 154H213V155H214ZM219 154H220V153H219ZM219 154H216V155L219 156ZM221 154H222V153H221ZM221 154H220V155H221ZM236 154H237V153H236ZM2 155H3V154H2ZM30 155H31V154H30V152H29V156H27V159H28V157H31ZM48 155H49V154H48ZM57 155H58V154H57ZM122 155H123V154H122ZM122 155H121V156H122ZM151 155H152V154H151ZM153 155H154V154H153ZM153 155H152V156H153ZM161 155H160V156H161ZM176 155H177L176 157H178V154H176ZM216 155H215V156H216ZM0 156H1V155H0ZM3 156H4V155H3ZM33 156H34V155H33ZM60 156H62V155H60ZM136 156H137V155L135 154L134 158H136ZM179 156H181V154H180ZM186 156H187V155H186ZM209 156H210V155H209ZM215 156H214V157H215ZM217 156H216V157H217ZM238 156H239V155H238ZM35 157H36V156H34V158H35ZM54 157L56 158V160H59V158L57 159V157H59V156L56 157V155H55ZM63 157H64V156H63ZM67 157H68V156H67ZM94 157H93V158H94ZM161 157H162V156H161ZM161 157H160V160H159L160 163H159V161L157 160V161H158V164H161L162 162L164 163V161H165V160H163V158L161 159ZM176 157H175V158H176ZM188 157H189V156H188ZM210 157H211V156H210ZM212 157H213V156H212ZM236 157H237V156H236ZM9 158H10V157H9ZM9 158H8V159H9ZM24 158H25V157H24ZM52 158H53V157H52ZM55 158H53V159H55ZM64 158H65V157H64ZM121 158H122V157H121ZM134 158H133V159H134ZM144 158H145V157H144ZM149 158H151V156H149ZM149 158H146V159L149 160ZM157 158H158V157H157ZM164 158H165V157H164ZM172 158H173V156L171 157V159H172ZM185 158L188 159L187 157H185ZM192 158H193V156H192ZM217 158L219 159V157H217ZM217 158H213V159H217ZM230 158L233 160V157H230ZM230 158H229V159H230ZM61 159H62V157L60 158V161H58L59 163L62 162ZM68 159H69V157H68ZM122 159H123V158H122ZM133 159L130 160V161H132V162L134 161V162H135V159H134V160H133ZM146 159H144V161L147 162V166H148V165H150V164H148V163H151V162H150V160H149V162H148V160L146 161ZM151 159H152V158H151ZM154 159H155V157H154ZM158 159H159V158H158ZM171 159H170V160H171ZM176 159H177V158H176ZM181 159H183V156L181 157ZM190 159H191V158H190ZM211 159H212V158H211ZM211 159H209V160H211ZM231 159H230V161H232ZM31 160L33 161L34 159H31ZM56 160H54V161L56 162ZM137 160H138V159H137ZM161 160H162V162H161ZM166 160H167V159H166ZM170 160H169V161H170ZM172 160L175 162V159H172ZM172 160L170 161V163L172 162ZM28 161H29V160H28ZM63 161H64V160H63ZM67 161H68V160H67ZM122 161H123V160H122ZM127 161L129 162V160H127ZM140 161H142V159H141ZM144 161H143V162H144ZM155 161H156V160H155ZM169 161H168V162H169ZM177 161H179V160H177ZM180 161H181V160H180ZM183 161H184V160H183ZM195 161H196V160H195ZM207 161H208V160H207ZM213 161H215V160H213ZM234 161H236V159H235ZM237 161H238V160H237ZM241 161H242V160H241ZM17 162H18V161H17ZM55 162H54V165L56 164ZM58 162H57V163H58ZM91 162H92V161H91ZM107 162H108V163H107ZM132 162H129V163L132 164ZM181 162H182V161H181ZM187 162H189V161H187ZM197 162H199V161H197ZM215 162H217V160H216ZM232 162H233V161H232ZM4 163H5V162H4ZM6 163H7V162H6ZM29 163H31V162H29ZM32 163H34V162H32ZM32 163H31V164H32ZM43 163H44V162H43ZM45 163L47 164L48 162H45ZM45 163H44V165H46ZM59 163H58V164H59ZM67 163H69V162H67ZM156 163H157V162H156ZM165 163H167V162H165ZM165 163H164V164H165ZM175 163H176V162H175ZM182 163H183V162H182ZM184 163L186 164V162H184ZM211 163H212V162H211ZM228 163H229V160H228ZM237 163H238V162H237ZM58 164H56L55 167H56ZM99 164H100V165H99ZM107 164H108V165H107ZM133 164H134V163H133ZM133 164H132V165H133ZM138 164H139V162H138ZM138 164H137V165H138ZM143 164H144V163H143ZM151 164L153 165V163H151ZM178 164H179V163H178ZM180 164H181V163H180ZM198 164H199V163H197V165H198ZM233 164H234V163H233ZM47 165H48V164H47ZM59 165H60V164H59ZM59 165H58V166H59ZM65 165H66V164H65ZM111 165H112V164H111ZM124 165H126V164H124ZM132 165H131V166H132ZM134 165H135V164H134ZM140 165H142V164H140ZM140 165H138V167H139ZM155 165H156V164L154 163V167L157 168V166H155ZM165 165H166V164H165ZM173 165H174V164H173ZM176 165H177V163H176ZM187 165H188V164H187ZM187 165H186V166H187ZM189 165H190V164H189ZM192 165H194V164H192ZM227 165H232V163L227 164ZM41 166H43V164H42ZM48 166H49V165H48ZM68 166H69V165H68ZM115 166H116V165H115ZM126 166H127L128 170H129V171H128V170L126 169V167H124L125 170H126V172L128 171V172L126 173V175L128 174V175H127V176H128L127 179H129L130 182H131V181H132V182H138V184H139V183L141 184V182L137 181V176H136L135 172H136V171L139 172V170H142V168L140 169V168H137V167L134 166V167L136 168V170H135V172H134V171H133V170H134L133 166H132L133 169L131 168L132 171L129 169L131 166H128V164H127ZM150 166H151V165H150ZM162 166H164V165L162 164ZM168 166H169V165L167 164V167H168ZM180 166H181V165H180ZM183 166H185V165H183ZM194 166H195V165H194ZM198 166H200V164H199ZM198 166H196V167L198 168ZM59 167H60V166H59ZM59 167H56V168H59ZM62 167H64V166L62 165V166H61V169H60V168L58 169L59 172H60L59 174H61V171H63V173H64V170H62ZM151 167H152V166H151ZM160 167H161V165H160ZM172 167H173V166H172ZM189 167H190V166H189ZM189 167H186V168H189ZM200 167H201V166H200ZM228 167H229V166H228ZM98 168H99V167H98ZM107 168H109V169H107ZM143 168H144V167H143ZM162 168H164V167H162ZM169 168H170V166H169ZM169 168H168V169H169ZM178 168H179V169H178L177 171H176V170H175V171L173 170L176 174L179 173V172L182 170L181 167H179V165H178ZM197 168H196V169H197ZM203 168H205V167H203ZM225 168H226V167H225ZM63 169H64V168H63ZM106 169H107V171H109L108 173L106 172ZM137 169H138V170H137ZM150 169H151V168H150ZM165 169H166V168H165ZM171 169H172V168H171ZM184 169H185V167H184ZM56 170H57V169H56ZM56 170H55V173H56ZM58 170H57V171H58ZM68 170H69V167H68ZM111 170H112V169H111ZM115 170H116V169H115ZM151 170H152V169H151ZM153 170H154V169H153ZM163 170H164V169H163ZM188 170H190V169H188ZM192 170H193V169H191V171H192ZM194 170H195V168H194ZM199 170H200V169H199ZM199 170H198V171H199ZM202 170H203V169H202ZM202 170H201V172H202ZM225 170H226V169H225ZM227 170H228V169H227ZM232 170H233V169H232ZM6 171L8 172V170H6ZM123 171H124V169H123ZM154 171H155V170H154ZM164 171H165V170H164ZM168 171H170V169H169ZM168 171H167V172H168ZM182 171H183V170H182ZM185 171H187V170H185ZM185 171H184V172H185ZM191 171H190V172H191ZM221 171H223V170H221ZM138 172H137V173H138ZM165 172H166V171H165ZM171 172H172V171H170V174H172ZM174 172H173V173H174ZM190 172H188V173H190ZM195 172H196V171H195ZM195 172H194V173H195ZM2 173H3V172H2ZM5 173H6V172H5ZM121 173H122V172H121ZM140 173H141V172H140ZM156 173H158V172H156ZM156 173H155V174H156ZM161 173H162V171H161ZM161 173H160V174H161ZM56 174H57V173H56ZM165 174H167V173H165ZM170 174L168 173L167 175H165V178H163V174H161L162 176H160V175H159V176H160V178L162 177L163 179H162V180L158 179V180H160V181H162V182H163V180H164V183H165V184H166L165 181H167V180L172 182V181H173L172 179L169 180V178H172V176L170 177ZM179 174H180V173H179ZM185 174H186V172H185ZM185 174L183 173V174H181L180 176H179V175H175V174H174V175H175V176H178L180 179H186V180H187V176H185ZM192 174H193V173H192ZM195 174L198 176L197 173H195ZM218 174H219V173H218ZM7 175L9 176V174H7V173H6L4 176L7 177ZM108 175H109V174H108ZM108 175H107V176L105 175V179H106V177H108V178L111 179V177H109ZM112 175H113V174H112ZM115 175H116V174H115ZM126 175L123 174L122 176H126ZM139 175H140V174H139ZM152 175H153V174H152ZM172 175H173V174H172ZM193 175H194V174H193ZM200 175H202V174L200 173ZM220 175H221V174H220ZM0 176H1V175H0ZM58 176H60V175H58ZM110 176H111V175H110ZM122 176H121V177H122ZM140 176H141V175H140ZM140 176H138V177H140ZM154 176H155V175H153V177H154ZM191 176H192V175H191ZM194 176H195V175H194ZM9 177H10V176H9ZM82 177H83V176H82ZM156 177H157V176H155V178H156ZM173 177H174V176H173ZM188 177H189V179H190V176H188ZM225 177H226V176H225ZM0 178H1V177H0ZM2 178H4L3 175H2ZM10 178H11V177H10ZM10 178H6V180H7V179L10 180ZM108 178H107V180H108ZM124 178H125V177H124ZM124 178H123V180H124ZM140 178H141V177H140ZM157 178H159V177H157ZM157 178H156V181H157L158 184H159V181L157 180ZM174 178H175V177H174ZM191 178H193V177H191ZM200 178H201V177H200ZM78 179H79V182H80V178H76V180H78ZM101 179H103V178H101ZM105 179H103L104 182H105ZM127 179H126V180H127ZM193 179H194V178H193ZM198 179H199V178H198ZM207 179H208V178H207ZM2 180H3V182H4L5 178L2 179ZM2 180H1V184H2V186H4V184L2 183ZM6 180H5V181H6ZM8 180H7V182H5V183H8ZM46 180H47V179L45 178V182H46ZM48 180H49V179H48ZM81 180H82V179H81ZM89 180H90V179H89ZM139 180H140V179H139ZM149 180H150V179H149ZM153 180H154V178H153ZM191 180H192V179H191ZM191 180H190L189 185L191 184ZM201 180H202V179H201ZM205 180H206V178H205ZM156 181H155V182H156ZM174 181H175V179H174ZM174 181H173V182H174ZM179 181H180V180L178 179V182H179ZM182 181H183V180H182ZM51 182H52V181H51ZM51 182H48L49 185H50ZM59 182H60V183H59ZM76 182H77V181H76ZM79 182H78V183H79ZM106 182H107V181H106ZM127 182H128V181H127ZM127 182H126V183H127ZM187 182H188V180H187ZM187 182L184 181V184L181 182L183 185L180 183L181 186H179V187L177 186V187H176V188H177L176 192L179 194V195H177V196H182V201H183V200L185 201V194L190 190V189H189V188H190L189 185H186V184H185V183H187ZM9 183H10V182H9ZM52 183H53V182H52ZM56 183H57V182H56ZM78 183H76V185H77ZM124 183H125V181H124ZM128 183H129V182H128ZM153 183H154V181L152 182V184H153ZM168 183H170V182H167V184H168ZM175 183H176V182H175ZM193 183H194V181H193ZM59 184L62 185L60 180H58V184H56V185L58 186ZM63 184H64V187H65L66 184H65V183H63ZM130 184H131V183H130ZM132 184H135V183H132ZM156 184H157V183H156ZM156 184H153V185H156ZM165 184H164V185H165ZM177 184H178V183H177ZM10 185H11V184H10ZM13 185H15V184H13ZM21 185L23 186V185H25V184H24V183H23V184L21 183ZM60 185H59V186H60ZM76 185H75V186H76ZM103 185H104V184H103ZM107 185H108V184H107ZM127 185H128V184H127ZM141 185H142V184H141ZM143 185H145V184H143ZM168 185H169V184H168ZM168 185L166 186L167 188H168ZM170 185H171V184H170ZM17 186H20V185H17ZM22 186H21V187H17L16 189L14 188L15 191H13V193H14L15 195H16V194H20V193H22V195H23V194H24V193H23V190L25 191L24 188L27 186V184H26V186H23V187H22ZM28 186H29V183H28ZM28 186H27V187H28ZM50 186H51V185H50ZM59 186L56 188L57 190H58L59 188H62L63 190H65V189L68 188V187H67V188H63V187H59ZM145 186H146V185H145ZM190 186H191V185H190ZM192 186H193V185H192ZM192 186H191V187H192ZM8 187H9V186H8ZM10 187H11V186H10ZM12 187H13V186H12ZM12 187H11V188H12ZM14 187H15V186H14ZM27 187H26V191H25V193L30 194V193H28L29 190L27 191V189H29V187H28V188H27ZM52 187H55V185L53 186V184H52ZM100 187H101V185H100ZM129 187H130V186H129ZM147 187H149V186H147ZM147 187H146V190L143 189V191H147ZM155 187H156V186H155ZM161 187L163 188V184H162ZM166 187L164 186L165 189H166ZM169 187H170V186H169ZM11 188H6V189H11ZM130 188H131V187H130ZM138 188H140V187H138ZM141 188H143V187L141 186ZM141 188H140V189H141ZM151 188H152V187H151ZM170 188H171V187H170ZM0 189H1V188H0ZM62 189H59V190L62 191ZM68 189L70 190V187H69ZM104 189H105V188H104ZM134 189H135V188H134ZM140 189H139L138 191H141ZM152 189H153V188H152ZM155 189L157 190V188H155ZM174 189H175V188H174ZM174 189H173V191H174ZM191 189H192V188H191ZM135 190H136V189H135ZM148 190L152 191L151 189H148ZM162 190H163V189H162ZM168 190H170V189L168 188ZM171 190H172V189H171ZM11 191H12V190H11ZM60 191H59V193H60ZM73 191H74V190H73ZM138 191H135V192H138ZM143 191H141V192H143ZM150 191H149V192H150ZM157 191L160 192L161 190L159 189V190H157ZM166 191H167V189L165 190V192H166ZM173 191H168V192H169V193H170V192L172 193ZM7 192H9V191L6 190V194H7ZM67 192H69V191H67ZM70 192H71V191H70ZM70 192H69V193H70ZM133 192H134V191H133ZM147 192H148V191H147ZM147 192H146V194L149 195V193H147ZM162 192H164V191H162ZM162 192H161V193H162ZM11 193H12V192H11ZM59 193H58V194H59ZM102 193H103V192H102ZM139 193H140V192H139ZM144 193H145V192H144ZM144 193H142V194H144ZM150 193L153 194V192H150ZM161 193H158V194L160 195ZM171 193H170V195L172 196L173 194H171ZM173 193H175V192H173ZM189 193H190V191H189ZM3 194H4V193H3ZM3 194H2V195H3ZM27 194H26V195H27ZM58 194L56 193V195H58ZM63 194H64V193H63ZM74 194H76V193H74ZM103 194H104V193H103ZM135 194H137V193H135ZM158 194L155 193V194H154L155 197H157L156 195H158ZM187 194H188V193H187ZM187 194H186V195H187ZM4 195H5V194H4ZM12 195H13V194H12ZM41 195H42V194H41ZM41 195H40V197H42ZM56 195H55V196H56ZM59 195H60V194H59ZM67 195H68V193H67ZM104 195H105V194H104ZM150 195H151V194H150ZM163 195H164V194H163ZM163 195H160V196L162 197ZM166 195H167V193H166ZM188 195H189V194H188ZM7 196H8V198H9L10 194L7 195ZM17 196H19V199H20V195H17ZM23 196H25V195H23ZM23 196H22V198H23ZM36 196H38V195H36ZM64 196H65V195H64ZM64 196H63V199H64ZM113 196H114V195H113ZM137 196H138V195H137ZM144 196H145V194H144ZM144 196L142 195V197H141V195H140V197H138V198L141 199V198H143ZM152 196H153V195H152ZM152 196H151L150 198H152ZM3 197H4V196H3ZM5 197H6V195H5ZM25 197H26V196H25ZM31 197H32V196H31ZM40 197H39V198H40ZM58 197H59V196H58ZM58 197H57V198H58ZM60 197H62V196L60 195ZM66 197H67V196H66ZM66 197H65V200H66ZM108 197H109V196H108ZM111 197H112V196H111ZM135 197H136V195H135ZM145 197H147V199H146L147 201L150 200V199H148V196H145ZM153 197H154V196H153ZM161 197H160V199H161ZM165 197H167V196H165ZM165 197H164V198H165ZM173 197H174V196H173ZM173 197H172V199L177 198L176 196H175L174 198H173ZM187 197H188V196H187ZM14 198H16V197H14ZM33 198H34V196H33ZM35 198H36V197H35ZM86 198H87V196H86ZM86 198H85V199H86ZM102 198H103V197H102ZM131 198H132V197H131ZM158 198H159V196H158L156 199L153 198V200H154V199L157 200V201L160 200V199H158ZM167 198H168V199H167ZM167 198H166L165 200H170V199H171V198L169 199V197H167ZM3 199H5V198H3ZM6 199H7V198H6ZM6 199H5L3 202H5L4 205L7 204L6 202H8V205H7L8 207H7V206H6V207L8 208V211L10 212V213L8 212L10 215L7 214V216L9 215V216L11 217V216L13 215V221H14V220H16V219H14V218H15L14 214L17 213V210H18V209L23 208L24 205H20V204L17 202L18 198H17L16 201L13 199L12 196L9 198V200L7 199L8 201H7ZM24 199H27V197L24 198ZM36 199L39 200L38 197H37ZM36 199H35V200H36ZM52 199H53V198H52ZM81 199H82V198H81ZM85 199H84V200H85ZM144 199H145V198H144ZM172 199H171V200H172ZM177 199H178V198H177ZM180 199H181V197H180ZM37 200H36V201H37ZM55 200H56V202H59V201H60V199L57 201L56 198H55ZM104 200H105V199H104ZM104 200H103V202H104ZM110 200H111V199H110ZM136 200H137V199H136ZM142 200H143V199H142ZM142 200H141V201H142ZM146 200H145V201H146ZM155 200H154V203H156ZM174 200H175V199H174ZM23 201H25V200H23ZM23 201L21 200L20 202H22V204H23ZM27 201H28V202L30 201L29 196H28V199L26 200V202H24V203L27 204V203H28ZM52 201H53V200H52ZM52 201H51V202H52ZM63 201H64V200H63ZM80 201H81V200H80ZM88 201H89V198H88ZM88 201H85V202H88ZM91 201H92V200H91ZM143 201H144V200H143ZM145 201H144V202H145ZM161 201H162V206H163V204H164L163 201H164V200L162 199ZM172 201H173V200H172ZM177 201H178V200H177ZM40 202L42 203L41 200H40ZM40 202H39V204H38V202H37L38 206L41 204ZM54 202H55V201H54ZM65 202H66V201H65ZM65 202H63V204H64ZM122 202H123V201H122ZM135 202H137V201H135ZM135 202H134V203H135ZM144 202H143V204H142L143 206H144L145 204H147V202H145V203H144ZM151 202H152V204L150 205V209H151V207L153 206V201H150V203H151ZM168 202H169V201H168ZM168 202H167V203H168ZM174 202H175V203H174ZM60 203H62V202L60 201ZM66 203H67V202H66ZM88 203H89V205H91V204H90L91 202H88ZM93 203H94V201H93ZM107 203H108V202H107ZM148 203H149V201H148ZM159 203H160V201H159ZM178 203H179V201H178ZM30 204H31V203H30ZM32 204H33V203H32ZM56 204L58 205V203H56ZM135 204H138V203H135ZM156 204H157V203H156ZM170 204H171V205L176 204V201H173V203H170ZM50 205H51V204H50ZM67 205H68V208L64 209V211H65V210H68V209L71 207V206L69 207V204H67ZM93 205H94V204H93ZM93 205H92V206H93ZM108 205H109V204H108ZM139 205H140V203H139ZM142 205H141V206H142ZM147 205H148V204H147ZM159 205H160V204H159ZM164 205H165V204H164ZM166 205H167V204H166ZM176 205H177V204H176ZM28 206H29V203H28ZM33 206H35V205H32V207H33ZM41 206H42L43 208L46 209V207H44L42 204H41ZM41 206H40V207H41ZM48 206H49V205H48ZM60 206H61V205H60ZM110 206H111V205H110ZM143 206H142V208H143ZM155 206H156V205H155ZM155 206H153L154 209H155ZM167 206H168V205H167ZM167 206H166V207H167ZM6 207H5V209L7 210ZM24 207H27V206H24ZM35 207H37V206H35ZM42 207H41V208H42ZM66 207H67V206H66ZM72 207H73V206H72ZM86 207H87V206H86ZM135 207H138V205H136ZM139 207H140V206H139ZM144 207H145V206H144ZM153 207H152V209H153ZM168 207H169V206H168ZM175 207H176V206H175ZM43 208H42V209H43ZM61 208L63 209V206H62ZM73 208H74V207H73ZM75 208H76V207H75ZM157 208H158V207H157ZM157 208H156V209H157ZM164 208H165V207H164ZM176 208H177V207H176ZM30 209H31V207H30ZM30 209H29V212L31 211ZM33 209H35V208H33ZM33 209H32V210H33ZM71 209H72V208H71ZM85 209H86V208H85ZM89 209H90V208H89ZM115 209H116V208H115ZM135 209L138 210V208H135ZM143 209H144V208H143ZM143 209H142V211H144ZM145 209H146V208H145ZM154 209H153V210H154ZM158 209H160V207H159ZM168 209H170V208H168ZM171 209H172V208H171ZM174 209H175V208H174ZM6 210H5V211H6ZM22 210H24V209H22ZM48 210H49L48 214L53 212V211H51L52 208H51V210H50V209H48ZM48 210H46V211H48ZM87 210H88V209H87ZM87 210H86V211H87ZM137 210H136V211H137ZM147 210H148V209H147ZM162 210H163V209H162ZM175 210H176V209H175ZM175 210H173V212H174ZM20 211H21V210L18 211V212H19V213H18L19 215H20ZM25 211H26V208H25ZM25 211H24V212H25ZM72 211H73V210H72ZM76 211H77V210H76ZM139 211H141V210H138V212H139ZM151 211H152V210H151ZM160 211H161V210H160ZM166 211H167V210H166ZM166 211L164 210V212H163V211H161V212H163L162 214H164ZM168 211H170V210H168ZM27 212H28V208H27ZM33 212H34V213H33ZM33 212H32V214H33L32 217H33L34 215H35L36 217H39V216H41V215L43 214V213L41 214V212H44V209H43V211L40 210V209H37L36 211H33ZM67 212H69V210H68ZM67 212H66V211L63 212V210H62V213H66V215L68 214ZM70 212H71V211H70ZM113 212H114V211H113ZM144 212H145V211H144ZM148 212H149V210H148ZM152 212H153V213H152ZM152 212H150V213H152V215H153L154 213H157V210H156V212H154V211H152ZM176 212H178V211H176ZM6 213H7V212H6ZM59 213H60V212H59ZM75 213H77V212H75ZM125 213H126V212H125ZM140 213L143 214L142 212H140ZM140 213H139V214H140ZM150 213H147V214H150ZM166 213H167V212H166ZM21 214H22V213H21ZM23 214H24V213H23ZM23 214H22V215H23ZM29 214H30V213H29ZM40 214H41V215H40ZM46 214H47V212H46ZM52 214H53V213H52ZM52 214H51V215H52ZM114 214H115V213H114ZM117 214H118V213H117ZM145 214H146V213H145ZM145 214H143V215H145ZM147 214H146V216H147ZM162 214H159V215H161V218L164 217V215H165V214H164V215L162 216ZM170 214H171V213H170ZM19 215H17V216L19 217ZM22 215H21V216H22ZM27 215H28V214H27ZM44 215H45V213H44ZM44 215H42V216H44ZM60 215H62V214H60ZM64 215H65V214H64ZM69 215H72V214L70 213ZM69 215H67V216L69 217ZM119 215H120V214H119ZM171 215H172V214H171ZM179 215H180V214H177V216H179ZM9 216H8V218H10ZM25 216H26V215H25ZM35 216H34V217H35ZM47 216H48V215H47ZM67 216L63 217L64 220L66 219ZM74 216H75V215H74ZM107 216H108V215H107ZM115 216H116V215H115ZM149 216H151V214H150ZM153 216H154V215H153ZM157 216H158V215H157ZM172 216H173V215H172ZM45 217H46V216H45ZM58 217H59V215H58ZM61 217H62V216H61ZM61 217H60V218H61ZM68 217H67L68 220L66 219V220H67V224H69V222H74V220H72V219H71V221H69V218H68ZM76 217H77V216H76ZM76 217H75V218H76ZM151 217H152V216H151ZM154 217L156 218V216H154ZM154 217H153V219H154ZM169 217H170V215H169ZM169 217H168V218H169ZM8 218H7V219H8ZM16 218H17V217H16ZM46 218L48 219V217H46ZM63 218H62L61 220H63ZM71 218H72V217H71ZM161 218H160L159 220H161L162 222H161V221H160V222L158 221V222L162 224V223H163V219H161ZM164 218H165V217H164ZM7 219H6V222H8L11 218L8 219V221H7ZM17 219H18V218H17ZM29 219H30L29 221H32L33 219H35V221L38 220V218H33V219L29 218ZM53 219H55V218H53V215H52V220H53ZM73 219H74V217H73ZM113 219H114V218H113ZM170 219H173V218L171 217ZM170 219H168V220H170ZM174 219H177V217H176V218L174 217ZM179 219H180V217H179ZM11 220H12V219H11ZM50 220H51V219H50ZM77 220H78V219H77ZM111 220H112V219H111ZM165 220H167V219L165 218ZM168 220H167V221H168ZM23 221H24V223H26V222H27V221H26V218H24V216L21 217V218L19 217V222L22 223ZM53 221H55V220H53ZM53 221H51V222H53ZM68 221H69V222H68ZM113 221H114V220H113ZM123 221H124V220H123ZM155 221H156V219H155ZM167 221H166V222H167ZM172 221H173V220H172ZM179 221L182 222L181 220H179ZM4 222H5V221H4ZM9 222H10V221H9ZM9 222L6 223V224H10ZM19 222H15L16 225H12V226H13V229L10 228L11 230L8 228L9 226L7 227V225L5 224L6 227L8 228V230L10 231V233H9L8 235H6L5 240H4V241H5V242H4V245L6 244L5 247H6V246H7L8 248H12V247H14L16 250H20V251H21V250L24 249V245H23V243H21V242H22V240H20L21 237L19 238V236H20L19 234H22V233H20L21 230L18 229V228H20V227H21L22 225H24V224H23V223H22V225L20 224L21 226H20V225H17ZM43 222L46 223V222H48V221H47L46 219H44ZM51 222H50V223H51ZM76 222H77V221H76ZM111 222H112V221H111ZM156 222H157V221H156ZM156 222H155V224H156ZM158 222H157V223H158ZM164 222H165V221H164ZM180 222H178V219H177V221L175 220L174 223L168 222V223H171V224L173 225V226H171V227L173 228V230H171V231H173V232L170 233V235L172 234V235H171L172 237H173L174 235H175L174 237H176V234H177V236H178V234L181 233L180 230H182V226H183V225H182V223H181V227H179L178 225H180ZM28 223H29V222H28ZM28 223H27V224H28ZM31 223H32V222H31ZM33 223H34V222H33ZM50 223L48 222V223H46V224H43L44 227H43V228L40 227V229H39L37 226H38L40 223L37 222V223H36L37 226H36V225H34V226H36V227L39 229V231H38V229H37V230L35 229L36 232H37V234L34 232L35 235H33V236L30 237V240H28V241H29L28 243H25V244H28V245H27V248L30 250V254H28L27 256H28V260H29L32 264H34L35 260H39V258H40L41 256H43V252H42V250H43V249L45 248V246H46V239H47V238H48V240H49V239H52V240H53V239H55V238L57 239L58 237H60V236L62 235V230H63V228L60 229L61 231H60V230H57V229H55V228H57V227H54V226H53L56 222H55V223L53 222L54 224L52 223V224H53L52 226H53L54 228L50 225ZM74 223H75V222H74ZM77 223H78V222H77ZM117 223H118V222H117ZM11 224H12V222H11ZM13 224H14V222H13ZM86 224H87V223H86ZM112 224H113V223H112ZM161 224H160V225H161ZM163 224H164V223H163ZM29 225H30V223H29ZM60 225L63 226L62 222H61ZM69 225H71V224H69ZM74 225H75V227H76L78 224H77V225L74 224ZM158 225H159V224H158ZM158 225H157V226H158ZM166 225H167V224H166ZM10 226H11V225H10ZM12 226H11V227H12ZM16 226H19V227L17 228ZM24 226H25V225H24ZM26 226H28V225H26ZM26 226H25V227H26ZM32 226H33V225H32ZM32 226H30V227H32ZM55 226H56V224H55ZM58 226H59V224H58ZM78 226H79V225H78ZM78 226H77V228H78ZM105 226H106V225H105ZM149 226H150V225H149ZM164 226H165V224H164ZM184 226H185V225H184ZM60 227H61V226H60ZM65 227H66V226H65ZM67 227H71V226H68V225H67ZM150 227H151V226H150ZM159 227H160V226H159ZM165 227H166V226H165ZM169 227H170V225H169ZM171 227H170V228H171ZM178 227H179V229H180V228H181V229L179 230ZM7 228H6L5 230H7ZM82 228H83V227H82ZM82 228H80V230H81ZM120 228H121V227H120ZM21 229H23V227H22ZM26 229H27L28 232L30 231V230H28V228L26 227L22 232H25ZM33 229H34V228H33ZM58 229H59V228H58ZM68 229H69V228H68ZM68 229H67V230H68ZM70 229H71V228H70ZM70 229H69V230H70ZM72 229H74V226H72ZM110 229H111V228H110ZM157 229L160 230L161 228H158V227H157ZM165 229H167V228H165ZM176 229H178V232H179V233H178V232L176 233V231H177ZM185 229H186V228H185ZM185 229H184V230H185ZM19 230H20V231H19ZM107 230H108V229H107ZM107 230H106V231H107ZM133 230H134V229H133ZM9 231H8V232H9ZM70 231H71V230H70ZM75 231H76V230L74 229V232H75ZM78 231H79V230H78ZM78 231H77V232H78ZM60 232H61V233H60ZM26 233H27V232H26ZM26 233H25V234H26ZM34 233H32V234H34ZM65 233L67 234V232H65ZM65 233H64V234H65ZM71 233H73V231H71ZM119 233H120V232H119ZM162 233H163L162 235H164V231H163ZM175 233H176V234H175ZM30 234H31V233H30ZM66 234H65V235H66ZM69 234H70V232L67 234V236L70 238L71 236H69ZM73 234H74V233H73ZM73 234H71V235H72V239L76 238L75 235H77V233L75 232V235H74L75 237H73ZM167 234H168V233H167ZM181 234H183V233H181ZM26 235H27V234H26ZM140 235H141V234H140ZM3 236H5V234H3ZM63 236H64V235H63ZM67 236H64V238H65V237L67 238ZM180 236H181V235H180ZM183 236H184V234H183ZM149 237H150V235H149ZM172 237H171V238H172ZM181 237H182V236H181ZM25 238H26V237H25ZM25 238H24V239H25ZM62 238H63V237H62ZM62 238H60V239H58V240L61 241ZM64 238H63V239H64ZM69 238H67V239H69ZM151 238H153V237H151ZM151 238H150V239H151ZM163 238H164V237H163ZM165 238H166V237H165ZM168 238H170V236H169ZM177 238H178V237H176L175 240H177ZM22 239H23V238H22ZM72 239H71V240H72ZM145 239H146V238H145ZM160 239H161V237H160ZM160 239H159V241H160ZM166 239H167V238H166ZM166 239H165V240H166ZM178 239H179V238H178ZM183 239H185V238H183ZM1 240L3 241V239H0V241H1ZM19 240H20L21 242H20ZM58 240H57V241H58ZM71 240L69 241L70 243L68 242V240H67V242H68L69 244H71V243L73 242V240H72V242H71ZM74 240H75V239H74ZM76 240H77V238H76ZM76 240H75V241H76ZM111 240H112V239H111ZM151 240H153V239H151ZM161 240H162V239H161ZM169 240H171V239H169ZM180 240H181V239H180ZM185 240H186V239H185ZM26 241H27V239L25 240V242H26ZM63 241H64V240H63ZM65 241H66V240H65ZM65 241H64V242H65ZM75 241H74V242H75ZM148 241H149V240H147V242H148ZM155 241H156V239H154L153 242H155ZM167 241H168V240H167ZM171 241H172V240H171ZM187 241H188V240H187ZM23 242H24V241H23ZM47 242H48V241H47ZM58 242H59V241H58ZM58 242H57V243H58ZM77 242H78V241H76V243H77ZM79 242H81V241H79ZM82 242H83V241H82ZM82 242H81V244L83 245ZM123 242H124V241H123ZM141 242H142V241H141ZM141 242H140V244H142ZM147 242L145 243V245L148 244ZM149 242H150V241H149ZM153 242H152V243H153ZM177 242H178V241H177ZM181 242H182V241H181ZM49 243H52V242L49 241ZM65 243H66V242H65ZM65 243H62V242L60 243V242H59V244H62V245L65 244ZM126 243H127V242H126ZM138 243H139V242H138ZM160 243H161V242H160ZM172 243H173V242H172ZM175 243H176V242H175ZM187 243H189L188 248H190L191 246H193V245H190V243H191L190 241H188ZM187 243H186V244H187ZM52 244L55 246L56 243L53 242ZM52 244H50V245H52ZM69 244H67V245L69 246ZM164 244H165V243H164ZM166 244H169V242L166 243ZM180 244H181V243H180ZM182 244H183V243H182ZM186 244H185V242H184L183 246H185ZM0 245H1V242H0ZM50 245H49V246H50ZM62 245H60V246H62ZM75 245H76V246H75ZM75 245H74V247H79V248H80V246L82 247V245H80V244H79L78 246H77V244H75ZM145 245H143V246L145 247ZM150 245H151V243H150ZM155 245H156V244H155ZM172 245H173V244H172ZM172 245H171V247H172ZM194 245H195V244H194ZM25 246H26V245H25ZM56 246H59V245H56ZM60 246H59V248H60ZM65 246H66V244L64 245V247H65ZM72 246H73V244L70 245V247H72ZM116 246H117V245H116ZM125 246H126V245H125ZM146 246H147V245H146ZM148 246H149V244H148ZM157 246H158V245H157ZM157 246H155L154 248H156ZM176 246H177V245L175 244V248H176ZM179 246H180V245H179ZM183 246H182V247H183ZM2 247H3V245H2ZM64 247H63V248H64ZM70 247H68V248L70 249ZM83 247H84V246H83ZM83 247H82V249H83ZM144 247H141V249L143 248V250H144ZM149 247L151 248L152 246H149ZM149 247H148V249H149ZM49 248H50V247H49ZM79 248H78V251H79ZM84 248H85V247H84ZM145 248H146V247H145ZM154 248H152V249L154 250ZM158 248H159V246L157 247V249H158ZM161 248H162V246H161L159 249L161 250ZM168 248H170V247L167 246V249H168ZM183 248H185V247H183ZM194 248H198V246H195ZM3 249H4V247H3ZM12 249H13V248H12ZM12 249H11V250H12ZM50 249H51V248H50ZM50 249H49V250H50ZM61 249H62V247H61ZM75 249H77V248H74L73 251H75ZM122 249H123V248H122ZM148 249H146V250H148ZM172 249H173V247H172ZM180 249H181V248H180ZM5 250H7V248H6ZM5 250H2V252H0V253H2V255H3ZM65 250H66V249H65ZM65 250L63 249V251H64V254H63V255H61V254H58V255L64 256V258H66V257L69 258V256H70V255H69V251H70L71 249H70V250L67 249L68 251L66 250V252H65ZM155 250H156V249H155ZM155 250H154V253H156ZM160 250H159V251H160ZM178 250H179V248H178ZM63 251H61V252H63ZM150 251H152V250H150ZM161 251H162V250H161ZM163 251H164V250H163ZM169 251L171 252V253L169 252L170 254H172V253L175 254V252H176V251H174V249H173L174 252H172L171 249H169ZM187 251L189 252V254L186 253ZM187 251L184 252V255H185V256H184V257H185V261H183V262H188L189 264H190V263H191V264H198V263H197V262H198L197 254H196V257H195V253H194V252L196 251V249L194 250L193 247H192L191 250H188V249H187ZM5 252H8V251H5ZM13 252H14V250H13ZM28 252H29V251H28ZM58 252H59V251H58ZM58 252H56V253H58ZM61 252H60V253H61ZM75 252H76V251H75ZM75 252H74V253H75ZM79 252H80V251H79ZM79 252H77V254H78ZM85 252H86V251H85ZM91 252H92V251H90V254H91ZM93 252H94V251H93ZM93 252H92V253H93ZM136 252H137V251H136ZM165 252H166V251H165ZM179 252H180V251H179ZM196 252H197V251H196ZM11 253H12V252H11ZM11 253H10V254H11ZM19 253H21V252H19ZM19 253H18V254H19ZM24 253H25V252H24ZM80 253H81V252H80ZM80 253H79V254H80ZM87 253H88V250H87ZM97 253H98V252H97ZM97 253H96V254H97ZM99 253H100V252H99ZM123 253H124V252H123ZM157 253H158V252H157ZM160 253H161V252H159V254H160ZM176 253H178V252H176ZM182 253H183V252H182ZM7 254H8V253H7ZM7 254H6V255H7ZM10 254H9L8 256H11ZM15 254H16V252H15ZM21 254H22V253H21ZM54 254H55V253H54ZM54 254H53V256H54ZM84 254H85V253H84V250H83V259L85 258V257H84ZM94 254H95V252H94ZM96 254H95V255H96ZM113 254H114V253H113ZM131 254H132V253H131ZM145 254H146V252H145ZM145 254H144V255H145ZM166 254H167V253H165V255H166ZM174 254H173V255H174ZM4 255H5V254H4ZM12 255H13V253H12ZM19 255H20V254H19ZM19 255H18V256H19ZM22 255H23V254H22ZM22 255H20V257H21ZM44 255L47 256V253L44 254ZM50 255H51V254H49L48 257H51ZM55 255H56V254H55ZM68 255H69V256H68ZM92 255H93V254H92ZM148 255H149V254H148ZM152 255H153V254H152ZM157 255H158V254H157ZM175 255H176V254H175ZM177 255H178V254H177ZM8 256H6V259L8 258ZM18 256H17V257H18ZM27 256H26V257H27ZM45 256H44V257H45ZM53 256H52V257H53ZM75 256H76V255H75ZM79 256H80V255H79ZM88 256H89V254L87 255V258L85 259V263H83V264H93V263H94V261H95V260H94V259H95L94 256H91V255H90L89 257H88ZM123 256H124V255H123ZM132 256H133V255H132ZM139 256H140V255H139ZM150 256H151V254H150ZM153 256H154V255H153ZM158 256H159V258H161L160 255H158ZM169 256H170V255H169ZM179 256H180V255H179ZM201 256H202V255H201ZM4 257H5V256H4ZM15 257H16V256H15ZM15 257H14V258H15ZM17 257H16V258H17ZM22 257H23V256H22ZM48 257H47V258H48ZM52 257H51V258H52ZM55 257H57V256H55ZM55 257H54V258H55ZM58 257H59V256H58ZM58 257H57V258H58ZM81 257H82V255H81ZM171 257H172V256H171ZM181 257H183V256H181ZM23 258H24V257H23ZM23 258H22V259H23ZM45 258H46V257H45ZM51 258H50V260H51ZM54 258H53V259H54ZM62 258H63V257H62ZM64 258H63V259H64ZM68 258H67V259H68ZM76 258H77V257H76ZM137 258H138V257H137ZM145 258L148 259V257H145ZM152 258H153V257H152ZM154 258H156V255L154 256ZM154 258H153V259H154ZM167 258H168V257H167ZM177 258H178V257L171 258V259L169 258L170 260H169V261L166 260V261L168 262V263H166V264H178V261H179L180 258H179L178 260H176ZM9 259H10V258H9ZM19 259H21V258H19ZM26 259H27V258H26ZM40 259H41V258H40ZM55 259H56V258H55ZM55 259L53 260V261H54L53 263L51 262L52 264H58L57 261H55ZM67 259H64L63 261H66ZM70 259H71V257L69 258V260H70ZM72 259L74 260L73 257H72ZM80 259H81V258H80ZM112 259H113V258H112ZM150 259H151V258H150ZM156 259H157V258H156ZM183 259H184V258H182V260H183ZM202 259H203V258H202ZM204 259H205V258H204ZM204 259H203V260H204ZM206 259H207V258H206ZM13 260H14V259H13ZM45 260H46V259H45ZM78 260H79V259H78ZM139 260H140V259H139ZM151 260H152V259H151ZM154 260H155V259H154ZM160 260H161V259H159V261H157V262H160ZM182 260H181V262H182ZM203 260H201V261L203 262ZM16 261H17V260H16ZM19 261H20V260H19ZM23 261H24V259H23ZM48 261H49V260H48ZM79 261H80V260H79ZM116 261H117V260H116ZM166 261H165V262H166ZM83 262H84V260H83ZM142 262H143V261H142ZM142 262H141V263H142ZM165 262H163V263L165 264ZM47 263H48V262H47ZM161 263H162V262H161ZM163 263H162V264H163ZM11 264H12V263H11ZM79 264H80V263H79ZM159 264H160V263H159ZM185 264H186V263H185ZM200 264H201V262H200ZM204 264H206V263H204Z\"/></svg>",
	"mask_w": 264,
	"mask_h": 264
}]
</instances>
